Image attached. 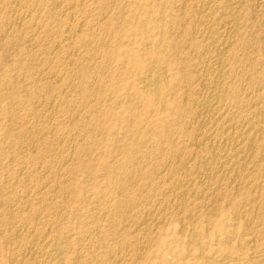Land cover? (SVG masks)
I'll return each instance as SVG.
<instances>
[{
  "label": "rangeland",
  "instance_id": "1",
  "mask_svg": "<svg viewBox=\"0 0 264 264\" xmlns=\"http://www.w3.org/2000/svg\"><path fill=\"white\" fill-rule=\"evenodd\" d=\"M6 1L7 2H5V0H0V2H1L0 5L1 4L4 5L3 6L4 8L2 6H0V12L2 11L1 12L2 14L0 15V29H2V30H0V41L4 40V42H0V49H1L0 50V105H1L0 106V195H1L0 196V215H1L0 216V234H1L0 235V264H10V263L11 264H30V263L35 264L36 261L39 264V257H38L37 252L35 254L33 251L23 250V249H25L26 246L29 245L28 239L29 238L31 239L32 236L35 237L36 234L37 235L39 234L38 236L36 235V237L40 238V239L37 238V241L39 242V243H37L38 246H41L45 240L50 241V239H51L52 242H54L55 238L58 239L57 241L60 240L62 242V244L69 245L68 247L71 248V249L69 248L70 253H69L68 257L65 259V262L60 263V264H73V263L74 264H77V263L78 264H87V263L88 264H103V263L104 264H191L192 261H194V259L196 258L195 257V248H193V247H195L194 244L197 241L200 242V243L197 242L198 243L197 246L198 247L200 246V248L202 250H204L205 254L213 255V256L216 254V251H218L219 249H222V248H226L227 246H232V247H234L235 250L240 249L245 253L246 252L249 253V252L254 251L255 249H259V248L264 249V238H263L264 237V193H263L264 192V176H261V177L256 176L257 175L256 170L253 169V167H251L253 162H250L253 157H255L254 159L257 160L258 157L262 158L264 156V149H263L264 148V129L262 130V133L261 132L253 133L252 135L255 136V137L253 136L254 141L251 140V142H249V143L248 142L246 143V141H248V140L245 139L246 135L244 133L245 129H246V127H245L246 122L245 121H246L247 117H250L252 115L251 113H253L255 110H257V108L262 103H264V93H263L264 92V55H263L261 47L257 44L258 24H259L258 21L260 20V18L258 16L257 11L253 12V10L255 9L254 8L255 7V3H254L255 1L254 0H252V1L246 0V3H248V4L251 3V4L248 5L245 3V5H244V11H243L242 15H244L245 17L242 16V18H241L242 24H244V25L241 24V26H240L241 28L238 30V32L235 36L236 38L234 37V39H233L232 43H234V44H231V46L229 47V50L232 49V51L228 50V53L226 54V59H227V63H228V71H229V76L227 77L228 78V80H227L228 85L227 86L230 87V88H228L229 90L227 92V100H226L227 102L226 103H227V106L229 105L228 108H229L230 114L232 116H235V118L233 117L234 125H236V124L237 125L236 126L233 125V128L231 129V134H232V132H234V140H232L234 142L232 144L225 145V147L222 146L219 149L220 151L218 150V154H220L221 157H222V155L230 156V154L237 155V156L239 155V156L238 157L234 156L233 159L235 160V163L232 160V162H227V164L223 166L222 170L223 171L225 170V172H223L224 175L222 173V174H219V176H217V177L211 176V178L205 177V175L203 173L205 171L202 170V168H200V170H199L200 161L197 162L198 159L195 158L196 154L197 155H201L202 153L204 154V152H206L208 150V148H210V145L212 146V144L210 142L212 141V143H213V139L215 137H217V136H215V137L210 136V137H208V138L206 137V139H204L205 137H203L201 135L197 136L203 130H205L210 124L209 123L206 126H201L202 128L199 127V124H197V123H199V121L201 119V118L198 119V114L200 111L199 103L202 101L203 95H204L203 91L204 90L206 91V87H207V91L209 93H211L210 91H211L212 87H210V86H212L213 84L211 85L210 82H212V81L214 82V80H216L217 75H218L217 66L215 65V58H210L209 56H207V54H206L207 52H205V51H207V48L209 47L207 45H210V39L208 38V35H209V30L211 27L214 30L218 29L219 30L218 32L227 34V33H231V31H230L231 26L229 23L225 24V22H221L222 20H218L217 18L214 21H211V23H207L205 21L203 22L201 19L197 20V17L199 15L197 12L201 10V8H202L201 6H203L204 3L207 2L206 0L205 1L204 0H196V1L195 0H192V1L187 0L188 3H186V0H169V1H167V0H143V1L142 0H136V1L130 0V2H129V0H126V1L125 0H122V1L118 0L119 2L117 0H111V1L110 0H98V1L95 0V2H93L94 0H89L90 2H88V0H81L82 4H81V2H79L80 0L79 1L75 0V2H77V1L79 2L78 4L75 3L74 0H61V1L59 0V2H58V0H56L57 2L55 0H47L46 2H45V0H39V4H38V2H36L37 0L36 1H34V0H27V1L21 0L24 4L21 3V1H19V0H6ZM16 1L19 4H17ZM32 1H34V2L32 3ZM41 1L44 2L45 4L42 3ZM114 1L117 3V5L114 3ZM189 1H191L192 3H189ZM193 1H194V4H193ZM220 1L221 2H219V0H218V5H219V7H221V6L222 7L219 8V10L216 14H222L223 10L225 9V8H223V6L226 3H228L229 0H220ZM12 2L16 5H14ZM28 2H30V3H28ZM73 2L75 3V5H73V7H72L71 4H73ZM85 2H87L89 4H86ZM96 2H97V4H96ZM120 2H122V3H120ZM159 2H160V4H159ZM252 2L254 4H252ZM58 3H59V7H58ZM64 3H66V4L64 5ZM108 3H111L112 5L111 4L108 5ZM127 3H129L130 5H128ZM8 4H10V5L8 6ZM79 4H81V6ZM119 4H120V6H119ZM187 4L188 5L190 4L189 5L190 9H188ZM191 4H193V6ZM195 4H197L196 5L197 7L195 6ZM27 5H29V6H27ZM35 5L37 8L35 7ZM82 5H83V8H81ZM96 5H99V6L96 7ZM100 5H101V7H100ZM107 5H108V8H107ZM14 6L16 8V13L14 12V10H15ZM18 6H20V7H18ZM21 6H22V8L23 7L24 8L22 10H19V8H21ZM66 6H68L67 7L68 10H65ZM79 6H80V8H79ZM84 6L86 8H84ZM184 6H186L187 8ZM8 7H9V10H7ZM53 7H55V9ZM89 7L91 8V10ZM193 7L195 10L197 8V11H195L193 9ZM1 8H2V10H1ZM57 8H58V10L60 8V10L58 11ZM93 8H94V10L95 9L97 10V11L95 10L96 13H94L92 11ZM105 8H107V9H105ZM25 9L28 10L29 12L26 11ZM35 9H37V10H35ZM38 9L41 12H39ZM49 9H50V11H49ZM71 9H73V10H71ZM77 9H79V10H77ZM87 9H88V11H87ZM108 9H109V11H108ZM183 9L184 10L186 9V10L184 11ZM245 9H246V11L247 10L248 11L245 12ZM249 9H251V10H249ZM30 10L35 11V12H31ZM74 10L77 14L74 12ZM81 10H83V11H81ZM193 10H194V13H193ZM10 11L11 12L13 11V12L9 13ZM53 11H55V14H52ZM122 11L125 13H123ZM140 11H141V13H140ZM191 11H192V14H190ZM249 11H251V12H249ZM18 12H22V13L18 14ZM24 12H26V13H24ZM37 12H39V13H37ZM56 12H59L57 14L58 15L60 14V15L58 16L56 14ZM62 12H64L65 17H64V14ZM104 12H106V13H104ZM163 12H165V13H163ZM13 13L16 17L13 15ZM72 13H74V15H72ZM82 13L84 14V16L80 15ZM108 13H110V14H108ZM184 13H185V15H184ZM244 13H246V15ZM250 13L253 15H251ZM17 14H18V16H17ZM31 14L35 17H33ZM48 14L50 16H48ZM89 14L91 15L90 17H88ZM114 14H115V16H114ZM123 14H124V17H123ZM186 14H188V15H186ZM23 15H24V17H23ZM25 15L27 16L26 18H25ZM28 15H30L31 18ZM102 15H104V16L102 17ZM105 15H107V17ZM250 15L252 16V19H251ZM255 15L257 17H255ZM5 16L7 17V21L10 19V21L8 23H5V22H7V21H5L6 20ZM9 16H11V17L9 18ZM12 16H14L15 19L12 18ZM37 16H39V18ZM47 16L50 18H48ZM71 16L73 17V19ZM100 16H101V18H100ZM17 17H18V19H17ZM79 17H80V20H79ZM91 17H92V19H91ZM188 17H190V18H188ZM21 18H23V20ZM42 18L44 21L40 20ZM58 18H59V20H58ZM68 18L70 20H67ZM102 18H104L103 20H105L104 21L105 24L103 23V20H101ZM116 18H119V19H116ZM184 18H185V20H184ZM30 19H32V20H30ZM85 19H88V20H85ZM161 19H162V21H161ZM180 19H181L182 23L180 22ZM188 19H189V21H188ZM244 19H246V20H244ZM14 20L17 21L18 25H16V22ZM21 20H22V22L20 23ZM35 20H36V22H35ZM60 20H62V22ZM72 20H73V22L75 21L74 23L78 24L79 26L75 25V24H74L75 25L74 26L72 24L73 22H71ZM78 20L80 22H77ZM107 20L108 21L113 20V23L115 25L114 24L112 25V27L114 26L112 29H110L111 26L106 25V22H108ZM30 21H31V23H30ZM64 21H66L70 27ZM83 21H86V22L83 23ZM91 21L94 24H92ZM42 22H43V24H42ZM47 22L49 25L47 24ZM51 22L53 25L50 24ZM95 22L96 23L98 22L97 23L98 25L95 24ZM32 23L34 25H31ZM45 23L47 24V26ZM64 23H66L67 26ZM85 23H86V25H89V26L84 25ZM187 23H189V24L187 25ZM194 23L199 24V25L201 24V26L197 25L198 26L197 28L199 30L195 27L196 24H194ZM14 24L16 26H14ZM35 24H37V25H35ZM54 24H55V26H54ZM99 24H100V26H99ZM131 24L133 26V29L130 31L131 33L129 35H125L124 34L125 30H126L125 27L127 25H131ZM192 24L195 25L194 26L195 37H193V38H194L196 47H195V45L194 46L191 45V43L188 41L189 40L188 38L185 39L187 28H189L190 27L189 25H192ZM11 25H13V26H11ZM40 25H42L43 27ZM50 25H52V28ZM178 25L180 26V28ZM181 25H183V27ZM251 25H253V26H251ZM76 26H78L79 28H77ZM81 26H83L85 28H83ZM10 27H13L14 29L10 28ZM34 27L37 29L34 30L35 29ZM58 27H60V28H58ZM96 27H98V29H95ZM102 27L103 28L105 27V28L103 29ZM107 27H109V28H107ZM31 28H33V30ZM43 28H45V29H43ZM57 28L59 30H57ZM80 28L82 29L81 31H79L80 33L78 31L75 32L76 30H80ZM92 28H93V30H92ZM5 29H7V30H5ZM11 29H13V30H11ZM71 29L73 32L71 31ZM94 29L96 32L94 31ZM177 29H178V31H177ZM30 30H32V31H30ZM51 30H53L55 32L53 33V31H51ZM90 30H91V32H90ZM105 30H107V31H105ZM110 30H112V31H110ZM228 30H229V32H228ZM2 31L3 32L5 31V32L3 33ZM10 31H12L13 34ZM13 31H15V32H13ZM35 31H38V32H35ZM168 31L170 32V34ZM179 31H181L182 34ZM207 31H208V34H207ZM19 32H22V33H19ZM62 32L63 33L65 32L64 35L67 33V35H65V37H64L65 39L64 38L61 39L62 36H64ZM70 32H72V33H70ZM74 32L78 36H76V34L73 35ZM58 33H59V36L57 35ZM93 33H95V34H93ZM107 33H108V35H107ZM196 33H197V35H196ZM3 34L6 35L5 36L6 39L4 38ZM21 34H23V35H21ZM53 34L57 35L58 37L57 36H55L56 38L53 37ZM82 34H83V36H82ZM111 34L113 35L112 36L113 38L111 37ZM49 35H50V37H49ZM69 35H70V37H69ZM92 35H94V38L92 37ZM98 35H101V36H98ZM102 35H103V37H102ZM115 35H116V37H115ZM9 36H10V38H9ZM79 36L81 38H79ZM12 37H14L15 39L16 38H18V39L14 40V38H13V40H9ZM59 37H61V38L59 39ZM82 37H84L83 38L84 40H87L86 38H90V39H88V41L85 42L82 39ZM91 37H92V39H91ZM110 37H111V39H108ZM196 37H197V39H196ZM7 38H9V39H7ZM52 38H53V40H52ZM76 38L77 39L79 38V39L76 40ZM99 38L102 40H99ZM105 38H106V43H105ZM45 39H46V41H45ZM48 39L49 40L51 39V40L49 41ZM56 39H58V40H56ZM70 39L73 40L74 42L70 41ZM93 39H94V41H93ZM8 40H9V42H8ZM62 40H63V42H62ZM89 40H90V43L92 42V44L89 43ZM97 40L101 42V43L98 42L99 46H97V44H96ZM250 40H251V42H250ZM13 41H15V42H13ZM52 41H53V43L56 41L54 43V44H56L55 46L52 43ZM78 41H80L81 44L77 43ZM183 41L185 43H186V41H188L186 44L190 45V50L192 51V55L188 54V53H191V51L188 50L189 46H186L185 43H182ZM48 42H50V43H48ZM57 42H58V45H57ZM59 43L60 44L62 43L61 45H63L64 47L61 46ZM69 43H71V44H69ZM103 43H104V46H102ZM173 43L178 44V47L173 48L172 47ZM196 43L199 45L197 46ZM10 44H11V46H10ZM50 44H51V46H50ZM72 44H74V45L76 44L78 46H76V48H75V46H72ZM88 44L91 46H89ZM65 45H67L70 48H68L67 46L65 47ZM82 45L87 46L89 49L87 47L82 48ZM93 45L97 46V48L98 49L100 48V49L97 50L96 47H94ZM100 45H101V47H100ZM80 46H81V49H80ZM179 46L181 47V50H180ZM49 47L50 48L52 47V48L50 49ZM90 47L91 48L94 47V48H92V50H91ZM185 47H186V50H185ZM58 48L60 49V51ZM65 48H68V49H65ZM78 48H79V50H76ZM85 48H87L88 50ZM178 48H179V50H178ZM233 48H236L235 51ZM47 50L50 52L53 51V53H49ZM86 50H87V52H85ZM249 50H250V52H249ZM38 51H40V52H38ZM66 51L71 52L72 55H70L71 53L68 54ZM76 51H78L80 53L78 54V52L76 53ZM92 51L94 52V54ZM95 51L97 53H95ZM98 51H101V52H99L100 53L99 55L101 57L96 55V54H98ZM8 52H9V54H8ZM86 53H88V54L86 55ZM131 53H133L136 56V59L147 60L149 58L150 59L154 58L155 63L157 61L156 64L157 65L159 64L158 66H160L163 71H166V72H164V76H165V82L166 81L168 82V91H167V96H166L167 99L165 102L166 106L164 105V107L161 109L162 111L161 110L160 111L154 110V109L150 108L149 106H147V103H145L146 101L143 98H141L140 95H138L139 93H138V89L136 86V79L139 76V74H141V72L139 73L140 70L135 69L131 65V60L133 59ZM73 54H75V56ZM80 54H81V56H80ZM82 54H83V56H82ZM229 54L231 55L230 57H229ZM59 55H61V57ZM88 55H90V57ZM195 55H196V57H195ZM43 56H45L46 58L44 57L45 58L44 59ZM57 56H59V57H57ZM62 56H64L65 59ZM68 56H71V57L67 59ZM78 56H79V58H78ZM85 56H86V58H85ZM87 56L89 57L88 59H87ZM93 56L95 58L92 59ZM73 57H76V59ZM83 57H84V59H83ZM98 57H100V58H98ZM191 57H192V59H191ZM229 58H231V59H229ZM32 59H33V61H32ZM39 59H40V61H39ZM53 59H55V60H53ZM82 59H83V61L85 60L84 62H86L87 65L85 64V66H84V62L82 61ZM72 60H73V62H71ZM75 60H76V62H75ZM94 60H96V61H94ZM48 61H50V63ZM56 61H57V63H56ZM93 61H94V63H97V62L98 63L102 62V63L95 65L93 63ZM189 61H190V63H189ZM73 63L75 64L74 66H77L76 67L77 69L73 66ZM91 63H93V64L91 65ZM186 63H188L189 65L188 64L186 65ZM81 64L85 69L82 68ZM5 65H6V67H5ZM48 65H49V67H48ZM66 65H70V66L67 67ZM88 65H89V69L87 67ZM109 65H111V66H109ZM31 66H32V68H31ZM50 66H52V67H50ZM90 66H91V69H90ZM102 66H104V67H102ZM106 66H108V67H106ZM165 66H166V68H164ZM191 66H193V67H191ZM72 67H74L73 68L74 72H73ZM208 67H210L209 68L210 70L208 71V74L205 76L204 75L205 74L204 68L206 69ZM96 68H97V72H96ZM103 68H104V72L102 70ZM185 68H187V69H185ZM190 68H191V70H190ZM56 69L57 70L59 69L58 71L59 72L62 71L63 73L62 72L59 73ZM75 69L78 71L76 72ZM94 69H95V71H94ZM51 70H52V72H51ZM19 71H20V73H19ZM65 71H67V72H65ZM106 71H107V73H105ZM202 71H204V72H202ZM21 73H22V75H21ZM56 73L57 74L59 73V74L56 75ZM94 73L96 75H94ZM61 74L64 76H62ZM84 74H85L86 78L84 77ZM47 75H49V76H47ZM67 75L71 76L70 80H69V77H65ZM25 76L26 77L28 76V77L26 78ZM74 76H76V77H74ZM187 76H190V77H187ZM203 76L205 78L208 77V79H206V81H205ZM21 77H23V78H21ZM50 77H52V79H50ZM73 77H74V80H73ZM55 78L60 79L61 81L60 80L56 81ZM66 78H68V79H66ZM92 78H94V79H92ZM191 78H192V81H191ZM197 78H199V79H197ZM86 79H87L88 83L86 82ZM22 80L25 82H22ZM67 80H69L70 83L72 82V84H70ZM71 80H73V81H71ZM82 81H84V82H82ZM61 82H62V84H61ZM64 82H66V83L64 84ZM77 82H78V84H76ZM206 82H207V84H206ZM208 82L210 85L208 84ZM25 83H26V85H24ZM57 83L59 85H57ZM68 84H70V87ZM54 85L56 86V89L54 88V90H52ZM62 85H63V88H62ZM75 85H78V86H75ZM29 86H31V87H29ZM82 86L84 88H82ZM48 87H50V88H48ZM66 87H67V89H65ZM76 87H79V88H76ZM203 87H204V89H201ZM43 88L46 90L49 89L50 91L49 90L44 91ZM85 88H88L87 91H84ZM73 89H75V91ZM59 90H60V94L58 92ZM71 90H72V92H71ZM100 90H102V92ZM201 90H203V91H201ZM34 91H35V93H34ZM42 91H43V93H42ZM12 92L16 93V95H15L16 97L13 99L10 97ZM48 92L50 94H52L53 97L50 96V94ZM54 92L55 93L57 92V93L55 94ZM110 92H112V93H110ZM235 92L236 93L238 92L237 93L238 96L235 97L237 99L233 98V96H232ZM62 93L65 95L62 96ZM104 93H105V95H104ZM39 94H40V96H38ZM56 95H58V96H56ZM89 95H90V97H87ZM254 95H256V96L254 97ZM42 96H43V98H42ZM102 96H104V97H102ZM57 97H58V99H57ZM79 97L80 98L82 97V98L80 99ZM84 97H86V98H84ZM176 97H178V98H176ZM184 97L189 102L186 100L184 101V99H185ZM35 98H37V99H35ZM89 98H91V99L89 100ZM95 98H97V99H95ZM228 98L229 99L232 98V100H228ZM72 99L74 100V102ZM83 99H85V100H83ZM87 99L89 100V102ZM58 100H60V101H58ZM92 100H93V102H92ZM237 100H238V102H237ZM232 101H234V102H232ZM245 101H247L248 103ZM57 102H60V103L57 104ZM175 102L178 104L179 107H176L174 105ZM34 103L36 104V106ZM68 103H70V104H68ZM72 103H73V105H72ZM90 103H92V104H90ZM94 103L95 104L97 103V105H95ZM195 103H196V105H195ZM20 104H22V105H20ZM48 105H50L51 108ZM75 105H77V106H75ZM128 105H131L133 107V114L134 115H140L141 114V115L145 116V119L143 121L144 124H142V131L146 137L145 136H144V138L143 137L142 138L137 137V140H136V137H135L136 135L133 134V132L131 131V128L129 127L133 123L134 117L133 116L128 117L126 115V110L128 109L127 108ZM240 105L244 106V107L240 108ZM77 107H79V108H77ZM193 107H195V108H193ZM245 107H246V109H245ZM64 108H65V111H62ZM85 108L87 110L88 109L89 110L87 111ZM254 108H256V109H254ZM49 109L51 110V112ZM31 110H33V111H31ZM71 110L73 111V113ZM76 110L79 112H77ZM164 110H165V112H164ZM44 112H46V113L44 114ZM180 112H181V114H180ZM248 112H250V113H248ZM22 113H23V115H22ZM150 113H151V115L149 118ZM61 114H62V116H61ZM67 114H70L69 116L71 118L68 117ZM90 114H91V116H90ZM163 114H164V116H163ZM192 114L194 117L192 116ZM26 115H28V117H25ZM42 115H43V117H42ZM63 115H65V116H63ZM87 115H89V116H87ZM92 115L95 117H93ZM246 115H249V116L246 117ZM36 116H38V117H36ZM78 117H80V118H78ZM242 117H244V118H242ZM40 118H41V120H40ZM44 118H45V120H44ZM67 118H69V119H67ZM72 118L76 119V120H72ZM87 118H89V119L87 120ZM146 118L147 119L149 118V119L147 120ZM159 118H163L162 121H160ZM259 118L261 119L259 125L262 126L264 124V120H263L264 116L261 115ZM27 119H29V120H27ZM46 119H47V121H46ZM55 120H57V121H55ZM61 120H62V122H61ZM157 120H159V121H157ZM163 120H165V121H163ZM197 120H198V122H197ZM235 120H236V122H235ZM27 121L29 122V126H28ZM23 122H25V123H23ZM44 122H45L46 126H45ZM54 122H55V124H54ZM193 122L194 123L196 122L195 123L196 125ZM33 123L35 126H33ZM16 124L19 126H17ZM23 124H24V126L22 127ZM49 124H50V126L48 129ZM65 124H67L69 126V128ZM77 124H80L81 126L78 125L79 126L78 127ZM145 124H146V126H144ZM37 125H39V128ZM158 125L167 127V131L169 132L168 134H170V136H171L170 137L168 135V137H170L169 139L160 138L156 134V132H155L156 128L155 127H158ZM52 126H54V127H52ZM99 126H101V127H99ZM213 126H216V125H213ZM17 127H19V129ZM40 127L42 129H40ZM216 127H219V128L221 127L220 129H223V127L220 124H219V126H216ZM235 127H237V128H235ZM262 127H264V125ZM31 128H33V129H31ZM82 128H84V129H82ZM26 129L27 130L29 129L28 130L29 132ZM43 129L45 130V132ZM110 130H111V132H110ZM16 131H19V132H16ZM24 131H26L27 133L26 132L24 133ZM39 131L41 133H39ZM61 131H63V132L65 131V132L62 133ZM34 132H36V133L31 134ZM51 132H53V133H51ZM28 133L31 135H29ZM37 133H39V134H37ZM45 133H46V136H45ZM228 133H229V130H228ZM240 133H241V135H240ZM50 134H52V136ZM53 135H55V137ZM26 136L29 137V139H27ZM60 136L61 137L63 136L62 139ZM242 136H244V139ZM256 136H258V137H256ZM260 136H261V138H260ZM52 137H54V139H52ZM191 137L193 138V140ZM46 138H48V139H46ZM64 138H65V140H64ZM30 139L32 140V142ZM182 139H184V140H182ZM13 140H14V142H13ZM134 140L136 141L135 144H134V142H135ZM241 140H243V141H241ZM110 141H111V143H110ZM168 141H170V142H168ZM46 142H47V144H45ZM49 142H51V143H49ZM24 143H26V144H24ZM55 143H57V144L55 145ZM200 143H201V145H200ZM59 144H60V146H59ZM248 144H249V146L251 145L250 148H249ZM202 145H204L205 148ZM244 145H246V146H244ZM21 147H23V148L20 149ZM50 147H52V148H50ZM60 147L62 149H58ZM206 147H208V148H206ZM177 148H183L184 153H185V154L183 153V156L185 155L183 157V159L188 162L187 163L188 168H186L184 171H181L179 174L183 178L182 180L184 182L187 181L184 188L186 190L188 188H191L193 190H200L206 196V197H204V199L202 198L201 199L202 202H200L199 200H196L194 198V194L189 195L188 192L185 193L186 205H188V207H189L188 210L190 211V213L192 212V215H193V216L191 215L192 218H190V222L185 217V212L182 210L181 206H179V207L176 206L177 203H175V202H178V200H177V198H175V196H173V195H175L173 193V191L169 190L168 181H166L168 178L167 174H169V172L167 171L168 170L167 166H165L164 163H160V161H161L160 155L163 152L169 153V151L171 152V150H174ZM23 149L26 152L24 151V153H23ZM53 149L55 150L54 154H56V155L53 154V151H54ZM16 150H18V151H16ZM47 150L49 151L50 154L48 153ZM51 150H52V152H51ZM190 150L191 151L194 150L195 154L193 153V151L191 152ZM246 150H247V152H246ZM34 151H35V153H34ZM111 151H113V152H111ZM157 151H159V152H157ZM243 151H245V152H243ZM15 152L17 154H15ZM44 152H46V155ZM245 153H247V154H245ZM23 154H24V156H23ZM64 154H65V156H64ZM192 154H194V155H192ZM248 156H250V157H248ZM243 157H245V158H243ZM48 158H51L50 161H52V165H51V162L49 161ZM148 158H150V159H148ZM187 158H189V159H187ZM13 159H14V161H13ZM64 159L65 160L67 159V161H65ZM127 159L129 160V163L127 162ZM236 159H237V161H236ZM23 160H24V163H23ZM247 160H249V161H247ZM13 162H14V164H13ZM55 163H57V164H55ZM64 163H65V165H64ZM241 163H243V164H241ZM47 164H49L50 166L48 165V167H47ZM125 164L127 167L124 166ZM13 165H15V166H13ZM231 165L233 168L231 167ZM17 166H18V168H17ZM243 166H245V167L242 168ZM12 167H15V168H12ZM62 167L64 169H66V168L67 169L64 170V169H62ZM68 167H70L71 169ZM224 167H225V169H224ZM250 167H251V169H249ZM50 169H51V171H50ZM80 169H82V170H80ZM156 169H157V171H156ZM53 170H54V172H53ZM163 170H165V171H163ZM46 171H48V172H46ZM58 171H59V173H58ZM189 171L191 173H189ZM30 172H31V174H30ZM121 172H123V173H121ZM48 173H49V175H48ZM155 173L158 175V177ZM164 173H165V175H164ZM196 173H198V174H196ZM53 174H54V177H53ZM57 174H59V176ZM107 174L109 176H107ZM117 174L121 175L120 179H119V175L117 176ZM151 174H152V176H151ZM185 174H186V176H184ZM50 175H52L53 179H51V177H49ZM55 175H57V176H55ZM60 175L63 176V178H64V176H66L64 178L65 180L63 179V181H62V177L60 178ZM101 175H103V177ZM200 175H203V176H200ZM67 176H68V178H67ZM129 176H131V178ZM187 176L189 177L188 180L185 179V178H187ZM101 177L103 179H101ZM13 178H14V180H13ZM41 178H42V180H41ZM231 178H234V179H231ZM69 180H70V182H69ZM148 180H150V181H148ZM194 180L196 182H194ZM200 180H203V181H200ZM10 181L16 182V183L13 184L12 182L10 183ZM40 181H43V182L41 183ZM84 181H86V182H84ZM208 181L211 182V185ZM136 182H138V184ZM148 182H150V183H148ZM29 183H30V185L32 183L31 187H30ZM56 183H58V184H56ZM117 183H118V186H117ZM158 183H159V186H157ZM46 184H48V185H46ZM148 184H149V186H148ZM130 185H131V187H130ZM44 186H45V188H44ZM34 187H35V189H34ZM69 187H70V189H69ZM195 187H197V188H195ZM58 188H61L62 190L58 189ZM198 188H200V189H198ZM1 189H2V191H1ZM55 189H58L57 190L58 193L55 191ZM154 189H156V190H154ZM5 190H6V192H5ZM146 190H147V193H146ZM166 190L169 191L167 193V195H165ZM159 191H160V193H159ZM253 191H254V193H253ZM40 192H41V194H40ZM50 192H51V194H50ZM60 192H62V193H60ZM120 192H122V193H120ZM150 192L153 194H151ZM47 193L49 195H46ZM205 193H207L208 195H206ZM258 193H259V195H258ZM237 194H239V195H237ZM55 195H57V196H55ZM65 195H67V196H65ZM45 198H47V199H45ZM253 198H254V200H253ZM40 199H42V200H40ZM38 200L41 202L39 203ZM50 201H52V202H50ZM109 201H110V203H109ZM203 201H204V203H203ZM4 202H6V203H4ZM33 202H34V205H33ZM192 203H193V205H192ZM10 204H11V206H10ZM17 204H18V206H17ZM8 205H9V207H8ZM14 205L16 208L13 207ZM40 205H41V207H40ZM45 205L47 206L48 209L45 207ZM165 205H166V207H165ZM43 207H45V208H43ZM107 207H108V210H107ZM17 208H19V209L17 210ZM31 209H32V211H31ZM14 210H16V211H14ZM45 210L46 211L48 210V211L46 212ZM49 210H52V211H49ZM13 211L16 214H14ZM37 212H39V213H37ZM12 214H13V216H12ZM20 214H22V215H20ZM39 214L41 216L38 217L37 215H39ZM60 214H61V216H60ZM149 214H151L153 216L151 221L146 220V218H147L146 216H148ZM261 214H262V216H261ZM42 216H44V219ZM46 216H48L49 220L47 219ZM59 216H60V219L58 218ZM64 217H65V219H64ZM94 217H95V219H94ZM19 218H20V220H19ZM22 218H24V219L26 218L27 220L29 218V220H28L29 223H28L27 228H26V226L22 227V225H21V219ZM36 219H38L37 220L38 223L35 221ZM191 219H193L194 221L193 220L191 221ZM45 220H46V222H45ZM39 221H40V223H39ZM144 221L145 222L147 221V222L143 223ZM9 223H12L13 225H11ZM32 223H33V225H32ZM45 223H48V224L46 225ZM62 223H63V225H62ZM141 223H142V225H141ZM52 224H53V226H52ZM146 224H148V226ZM42 225H44V226H42ZM58 225H59V227H58ZM12 226L13 227L15 226V227L13 228ZM41 226L43 229L41 228ZM97 227H98V229H97ZM147 227H149V228L147 229ZM49 228H51L50 229L51 231L49 230ZM191 228H192V230H191ZM17 229L21 230V231H17ZM30 230L33 233H31ZM97 230H98V232H97ZM118 230H119V232H118ZM34 231H35V233H34ZM45 231L48 233H46ZM12 232H13V234H12ZM100 232H101V234H100ZM192 232H194V233H192ZM20 233H22L23 236ZM87 233H89V234H87ZM97 233H99V234H97ZM16 234L17 235L19 234V235L17 236ZM44 234L46 236H44ZM30 235H32V236H30ZM66 235H67V237H66ZM86 236H87V238L85 239L84 237H86ZM168 236L171 238H169ZM194 236H195V238H194ZM196 236H197V239H196ZM21 237H24V238H21ZM42 237H44L45 240ZM56 239H55V241H56ZM66 239H68V240H66ZM84 239H85V242H84ZM96 239L97 240L99 239V241H96ZM89 240H91V241H89ZM124 241H126V242H124ZM79 242L82 244V246H79V244H80ZM244 242H246V243H244ZM83 245H84V247H83ZM85 245H87V246H85ZM136 246H138L139 249ZM122 247H124V248H122ZM114 248H116V249H114ZM91 249H93V250H91ZM142 249H143V252H142ZM79 251H80V253H79ZM28 252H30L32 255L31 254L28 255ZM88 252H90V253H88ZM24 253H25V255L26 254L27 255L23 256ZM80 255H81V257H80ZM15 256H17V258ZM107 258H108V260H107ZM114 260H115V262H114ZM37 262H36V264H37ZM239 264H243V263H239ZM244 264H264V259L256 260V261H249V262H246Z\"/></svg>",
  "mask_w": 264,
  "mask_h": 264
},
{
  "label": "bare ground",
  "instance_id": "2",
  "mask_svg": "<svg viewBox=\"0 0 264 264\" xmlns=\"http://www.w3.org/2000/svg\"><path fill=\"white\" fill-rule=\"evenodd\" d=\"M19 1H21V0H19ZM27 1V0H26ZM34 1H36V0H34ZM34 1H32V3L34 2ZM47 0H45V2H46ZM56 1V0H55ZM61 1V0H60ZM79 1V0H78ZM75 2V0H74V2L75 3H79V2H81V4H82V1L80 0L79 2ZM98 1V0H97ZM111 1V0H110ZM109 1V2H110ZM118 1V0H117ZM122 1V0H121ZM126 1V0H125ZM124 1V2H125ZM136 1V0H135ZM143 1V0H142ZM167 1H169V0H167ZM192 1V0H191ZM191 1H189V3H192ZM196 1V0H195ZM205 1V0H204ZM207 2L206 3H204V5L203 6H201L202 8H201V10L200 11H198L197 13L199 14L198 15V17H197V20L198 19H201L203 22L205 21V22H207V23H211V21H214L216 18L218 19V20H222L221 22H225V24L226 23H229L230 24V26H231V29H230V31H231V33H227V34H224V33H221V32H218L219 30L217 29H212V27L210 28V30H209V35H208V38L210 39V45H207V46H209L208 48H207V51H205V52H207L206 54H207V56H209L210 58H215V65L217 66V73H218V75H217V78H216V80H214V82L212 81V82H210V84L212 85V86H210V87H212V89H211V93H209L208 91H207V87H206V91L204 92L203 90H201V91H203V93H204V95H203V99H202V101L199 103V108H200V111H199V114H198V119H200V121H199V123H197V124H199V127H201V126H206L207 124H209V126L205 129V130H203L199 135H197V136H203V137H205L204 139H206V137L208 138V137H215V136H217V137H215L214 139H213V143H212V141L210 142L211 144H212V146L210 145V148H208V147H206V148H208V150L206 151V152H204V154L202 153L201 155H195V158H197L198 159V161L197 162H199L200 161V166H199V170H200V168H202V170H204L205 172H203L204 173V175H205V177L207 178H211V176H219V174H222L223 172H225V170L223 171L222 170V168H223V166L224 165H226L227 164V162H232V160L234 161V163H235V160L233 159L234 158V156H237V155H232V154H230V156H227V155H222V157L220 156V154H218V150L223 146V147H225V145H229V144H232L234 141H232V140H234V132H232V134H231V129L233 128V125H234V122H233V117L235 118V116H232L231 114H230V111H229V108H228V106H227V92H228V88H230V87H228L227 85H228V83H227V80H228V76H229V71H228V63H227V59H226V54L228 53V50H229V47L231 46V44H234V43H232L233 42V39H234V37L236 36V34H237V32H238V30L241 28L240 26H241V24H242V16L243 17H245L244 15H242L243 14V11H244V5H245V3H246V0H229L228 1V3H226L224 6H223V8H225L224 10H223V12H222V14H216L217 12H218V10H219V8H221V7H219V5H218V0H206ZM248 1V0H247ZM250 1H252V0H250ZM255 2V9L253 10V12L255 11H257V13H258V16H259V18H260V20L258 21L259 22V24H258V37H257V44L261 47V49H262V52H263V55H264V0H254ZM5 2H7L6 0H5ZM4 2V3H5ZM14 2V1H13ZM12 2V3H13ZM17 2V1H16ZM31 2V1H30ZM30 2H28V3H30ZM36 2H38V4H39V0H37ZM42 2V1H41ZM51 2V1H50ZM57 2V1H56ZM58 2H59V0H58ZM65 2V1H64ZM67 2V1H66ZM73 2V4H71L72 5V7H73V5H75V3ZM88 2H90L89 0H88ZM92 2V1H91ZM93 2H95V0L93 1ZM105 2V1H104ZM113 2V1H112ZM119 2V1H118ZM129 2H130V0H129ZM132 2V1H131ZM203 2V1H202ZM219 2H221L220 0H219ZM1 3V2H0ZM3 3V2H2ZM10 3V2H9ZM11 3V4H12ZM15 3V2H14ZM13 3V4H14ZM21 3H23L22 1H21ZM27 3V4H28ZM31 3V4H32ZM42 3H44V2H42ZM62 3V2H61ZM69 3V2H68ZM86 4H89V3H87V2H85ZM102 3V2H101ZM100 3V4H101ZM114 3L117 5V3L114 1ZM120 3H122V2H120ZM151 3V2H150ZM168 3V2H167ZM170 3V2H169ZM186 3H188L187 2V0H186ZM253 2H252V4H254ZM17 4H19L18 2H17ZM24 4V3H23ZM45 4V3H44ZM66 3H64V5H65ZM81 4H79L80 6H81ZM93 4V3H92ZM96 4H97V2H96ZM109 4H111V3H108V5ZM124 4V3H123ZM128 5H130L129 3H127ZM126 4V5H127ZM132 4V3H131ZM159 4H160V2H159ZM193 4H194V1H193ZM193 4H191L192 6H193ZM246 4H248V3H246ZM251 4V3H250ZM250 4H248V5H250ZM10 4H8V6H9ZM14 5H16V4H14ZM47 5V4H46ZM63 5V6H64ZM70 5V4H69ZM95 5V4H94ZM105 5V4H104ZM108 5H107V8H108ZM112 5V4H111ZM122 5V4H121ZM133 5V4H132ZM153 5V4H152ZM188 5V4H187ZM190 5V4H189ZM188 5V9H190L189 6ZM197 4H195V6H196ZM223 5V4H222ZM0 6H4L3 4H1ZM12 6V5H11ZM27 6H29V5H27ZM39 6V5H38ZM42 6V5H41ZM49 6V5H48ZM80 6H79V8H80ZM86 6V5H85ZM84 6V8H86ZM97 6H99V5H96V7ZM119 6H120V4H119ZM18 7H20V6H18ZM35 7H36V5H35ZM56 7V6H55ZM55 7H53L54 9H55ZM58 7H59V3H58ZM68 6H66V9L65 10H68V8H67ZM76 7V6H75ZM74 7V8H75ZM93 7V6H92ZM100 7H101V5H100ZM106 7V6H105ZM110 7V6H109ZM117 7V6H116ZM123 7V6H122ZM126 7V6H125ZM128 7V6H127ZM132 7V6H131ZM182 7V6H181ZM184 7H186V6H184ZM197 7V6H196ZM195 7V8H196ZM246 7V6H245ZM252 7V6H251ZM4 8V7H3ZM14 8H15V6H14ZM24 8V7H23ZM22 8V6H21V8H19V10H22L23 9ZM27 8V7H26ZM37 8V7H36ZM41 8V7H40ZM49 8V7H48ZM52 8V7H51ZM62 8V7H61ZM81 8H83V5H82V7ZM90 8V7H89ZM95 8V7H94ZM94 8H93V12L94 13H96V11L94 10ZM107 8H105V9H107ZM114 8V7H113ZM119 8V7H118ZM157 8V7H156ZM187 8V7H186ZM192 8V7H191ZM11 9V8H10ZM76 9V8H75ZM101 9V8H100ZM104 9V8H103ZM102 9V10H103ZM110 9V8H109ZM109 9H108V11H109ZM112 9V8H111ZM124 9V8H123ZM127 9V8H126ZM193 9H194V7H193ZM252 9V8H251ZM251 9H249V10H251ZM1 10H2V8H1ZM7 10H9V7H8V9ZM6 10V11H7ZM18 10V11H19ZM26 10V9H25ZM35 10H37V9H35ZM39 10V9H38ZM53 10V9H52ZM51 10V11H52ZM57 10H58V8H57ZM59 10H60V8H59ZM58 10V11H59ZM63 10V9H62ZM71 10H73V9H71ZM77 10H79V9H77ZM90 10H91V8H90ZM121 10V9H120ZM184 10V9H183ZM182 10V11H183ZM186 10V9H185ZM184 10V11H185ZM192 10V9H191ZM195 10V9H194ZM194 10H193V13H194ZM26 11H28V10H26ZM31 11V10H30ZM49 11H50V9H49ZM56 11V10H55ZM55 11H53L52 12V14H55ZM81 11H83V10H81ZM86 11V10H85ZM87 11H88V9H87ZM106 11V10H105ZM127 11V10H126ZM143 11V10H142ZM156 11V10H155ZM189 11V10H188ZM195 11H197V8H196V10ZM248 11V10H247ZM246 11V9H245V12H247ZM2 12V11H1ZM0 12V15L2 14ZM13 12V11H12ZM11 11L9 12V13H12ZM14 12L16 13V8H15V10H14ZM29 12V11H28ZM31 12H35V11H31ZM30 12V13H31ZM39 12H41L40 10H39ZM39 12H37V13H39ZM65 12V11H64ZM64 12H62L63 14H64ZM74 12H75V10H74ZM78 12V11H77ZM92 12V13H93ZM107 12V11H106ZM106 12H104V13H106ZM112 12V11H111ZM123 12V11H122ZM249 12H251V11H249ZM8 13V12H7ZM19 13H22V12H18V14ZM24 13H26V12H24ZM57 13H59V12H56V14ZM61 13V12H60ZM76 13V12H75ZM99 13V12H98ZM102 13V12H101ZM100 13V14H101ZM117 13V12H116ZM123 13H125V12H123ZM140 13H141V11H140ZM163 13H165V12H163ZM173 13V12H172ZM182 13V12H181ZM190 13V12H189ZM18 14H17V16H18ZM51 14V13H50ZM62 14V15H63ZM77 14V13H76ZM75 14V15H76ZM108 14H110V13H108ZM174 14V13H173ZM190 14H192V11H191V13ZM245 15H246V13H244ZM251 14V13H250ZM6 15V14H5ZM9 15V14H8ZM13 15H14V13H13ZM21 15V14H20ZM32 15V14H31ZM47 15V14H46ZM58 15V14H57ZM60 15V14H59ZM58 15V16H59ZM68 15V14H67ZM72 15H74V13H72ZM80 15H82V16H84V14L82 13V14H80ZM86 15V14H85ZM94 15V14H93ZM98 15V14H97ZM121 15V14H120ZM184 15H185V13H184ZM186 15H188V14H186ZM251 15H253V14H251ZM250 15V16H251ZM15 16V15H14ZM14 16H12V18H14L15 19V17ZM28 16H30V15H28ZM33 16V15H32ZM48 16H50L49 14H48ZM47 16V17H48ZM54 16V15H53ZM81 16V17H82ZM91 15L89 14V16L88 17H90ZM96 16V15H95ZM104 15H102V17H103ZM106 17H107V15H105ZM109 16V15H108ZM114 16H115V14H114ZM117 16V15H116ZM138 16V15H137ZM190 16V15H189ZM216 16V17H215ZM249 16V15H248ZM6 17V16H5ZM11 16H9V18H10ZM23 17H24V15H23ZM27 16L25 15V18H26ZM33 17H35V16H33ZM38 18H39V16H37ZM45 17V16H44ZM61 17V16H60ZM63 17V16H62ZM64 17H65V14H64ZM72 17V16H71ZM97 17V16H96ZM99 17V16H98ZM121 17V16H120ZM123 17H124V14H123ZM186 17V16H185ZM191 17V16H190ZM190 17H188V18H190ZM194 17V16H193ZM247 17V16H246ZM255 17H257L256 15H255ZM8 18V19H9ZM30 18H31V16H30ZM41 18V17H40ZM46 18V17H45ZM48 18H50V17H48ZM52 18V17H51ZM57 18V17H56ZM86 18V17H85ZM95 18V17H94ZM100 18H101V16H100ZM248 18V17H247ZM17 19H18V17H17ZM22 20H23V18H21ZM29 19V18H28ZM27 19V20H28ZM47 19V18H46ZM45 19V20H46ZM72 19H73V17H72ZM91 19H92V17H91ZM104 18H102L101 20H103ZM116 19H119V18H116ZM115 19V20H116ZM123 19V18H122ZM183 19V18H182ZM187 19V18H186ZM192 19V18H191ZM190 19V20H191ZM251 19H252V16H251ZM256 19V18H255ZM22 20L20 21V23L22 22ZM26 20V21H27ZM30 20H32V19H30ZM40 20H43V18L42 19H40ZM54 20V19H53ZM58 20H59V18H58ZM67 20H70L69 18L67 19ZM66 20V21H67ZM75 20V19H74ZM79 20H80V17H79ZM77 21V22H80V21ZM85 20H88V19H85ZM100 20V19H99ZM98 20V21H99ZM109 20V19H108ZM107 20V21H108ZM114 20V19H113ZM113 20H110V21H108V22H106V25H108V26H111V28L110 29H112L113 27H112V25L114 24L113 23ZM158 20V19H157ZM184 20H185V18H184ZM183 20V21H184ZM244 20H246V19H244ZM5 21H7V17H6V20ZM10 21V19L7 21V22H5V23H8ZM15 21V20H14ZM44 21V20H43ZM51 21V20H50ZM61 22H62V20H60ZM66 21H64V22H66ZM90 21V20H89ZM105 20H103V23L105 24V22H104ZM120 21V20H119ZM118 21V22H119ZM139 21V20H138ZM161 21H162V19H161ZM188 21H189V19H188ZM194 21V20H193ZM192 21V22H193ZM201 21V22H202ZM13 22V21H12ZM16 22V25H18L17 24V21H15ZM28 22V21H27ZM35 22H36V20H35ZM40 22V21H39ZM56 22V21H55ZM58 22V21H57ZM71 22H73V20L71 21ZM75 22V21H74ZM72 23L73 25L75 24V23ZM76 22V23H77ZM84 22H86V21H83V23ZM88 22V21H87ZM144 22V21H143ZM180 22L182 23V21H181V19H180ZM185 22V21H184ZM187 22V21H186ZM195 22V21H194ZM197 22V21H196ZM200 22V21H199ZM219 22V21H218ZM220 22V23H221ZM244 22V21H243ZM30 23H31V21H30ZM60 23V22H59ZM67 23V22H66ZM66 23H64L66 26H67V24ZM91 23H92V21H91ZM98 23V22H97ZM96 22H95V24H97ZM191 23V22H190ZM198 23V22H197ZM251 23V22H250ZM42 24H43V22H42ZM46 24V23H45ZM47 24H48V22H47ZM47 24H46V26H47ZM50 24H52V22L50 23ZM56 24V23H55ZM55 24H54V26H55ZM58 24V23H57ZM92 24H94V23H92ZM180 24V23H179ZM189 23H187V25H188ZM194 24H196V23H194ZM228 24V25H229ZM7 25V24H6ZM15 24H14V26H16ZM21 25V24H20ZM30 25V24H29ZM31 25H34L33 23L31 24ZM35 25H37V24H35ZM49 25V24H48ZM53 25V24H52ZM52 25H50L51 26V28H52ZM61 25V24H60ZM75 25H78V24H75ZM74 25V26H75ZM84 25H86V23L84 24ZM83 25V26H84ZM98 25V24H97ZM115 25V24H114ZM119 25V24H118ZM197 25H199V24H196V26L195 25H189L190 27L189 28H187V31H186V38L185 39H189L188 41L191 43V45H195V41H194V38L193 37H195V33H194V26L197 28L198 26ZM208 25V24H207ZM242 25H244V24H242ZM10 26V25H9ZM11 26H13V25H11ZM39 26V25H38ZM37 26V27H38ZM40 26H42V25H40ZM57 26V25H56ZM64 26V25H63ZM68 26H69V24H68ZM79 26V25H78ZM78 26H76L77 28H79ZM83 26H81V27H83ZM86 26H89V25H86ZM99 26H100V24H99ZM170 26V25H169ZM179 26V25H178ZM182 27H183V25H181ZM185 26V25H184ZM199 26H201V24L199 25ZM251 26H253V25H251ZM4 27V26H3ZM31 27V26H30ZM43 27V26H42ZM70 27V26H69ZM75 27V28H76ZM94 27V26H93ZM118 27V26H117ZM181 27V28H182ZM224 27V26H223ZM227 27V26H226ZM2 28V27H1ZM10 28H13V27H10ZM20 28V27H19ZM23 28V27H22ZM35 28V27H34ZM49 28V27H48ZM50 28V29H51ZM58 28H60V27H58ZM57 28V30H59ZM62 28V27H61ZM68 28V27H67ZM73 28V27H72ZM83 28H85V27H83ZM103 28V27H102ZM105 28V27H104ZM103 28V29H104ZM107 28H109V27H107ZM126 30H125V35H129L131 32V30L133 29V26H132V24L131 25H127L126 27ZM164 28V27H163ZM179 28H180V26H179ZM185 28V27H184ZM9 29V28H8ZM14 29V28H13ZM13 29H11V30H13ZM18 29V28H17ZM28 29V28H27ZM32 30H33V28H31ZM37 28H35L34 30H36ZM43 29H45V28H43ZM66 29V28H65ZM69 29V28H68ZM67 29V30H68ZM95 29H98V27H96ZM95 29H94V31H95ZM198 29V28H197ZM222 29V28H221ZM256 29V28H255ZM0 30H2V29H0ZM5 30H7V29H5ZM32 30H30V31H32ZM56 30V31H57ZM64 30V29H63ZM82 29L80 28V30H76L75 32H79V31H81ZM87 30V29H86ZM89 30V29H88ZM92 30H93V28H92ZM100 30V29H99ZM108 30V29H107ZM107 30H105V31H107ZM117 30V29H116ZM180 30V29H179ZM199 30V29H198ZM253 30V29H252ZM26 31V30H25ZM24 31V32H25ZM39 31V30H38ZM38 31H35V32H38ZM51 31H53V30H51ZM61 31V30H60ZM59 31V32H60ZM71 31H72V29H71ZM93 31V32H94ZM102 31V30H101ZM100 31V32H101ZM110 31H112V30H110ZM162 31V30H161ZM177 31H178V29H177ZM257 31V30H256ZM3 32V31H2ZM5 32V31H4ZM3 32V33H4ZM11 33H12V31H10ZM13 32H15V31H13ZM17 32V31H16ZM29 32V31H28ZM49 32V31H48ZM55 31H53V33H54ZM66 32V31H65ZM64 32V33H65ZM68 32V31H67ZM73 32V31H72ZM72 32H70V33H72ZM73 33V35H75L76 33ZM90 32H91V30H90ZM89 32V33H90ZM96 32V31H95ZM169 32V31H168ZM172 32V31H171ZM180 33H181V31H179ZM185 32V31H184ZM183 32V33H184ZM228 32H229V30H228ZM19 33H22V32H19ZM18 33V34H19ZM52 33V32H51ZM57 33V32H56ZM63 33V32H62ZM64 33H63V35H64ZM69 33V34H70ZM80 33V32H79ZM242 33V32H241ZM251 33V32H250ZM257 33V32H256ZM13 34V33H12ZM35 34V33H34ZM38 34V33H37ZM49 34V33H48ZM84 34V33H83ZM83 34H82V36H83ZM92 34V33H91ZM93 34H95V33H93ZM97 34V33H96ZM105 34V33H104ZM117 34V33H116ZM169 34H170V32H169ZM182 34V33H181ZM203 34V33H202ZM207 34H208V31H207ZM4 35V38H5V34H3ZM8 35V34H7ZM21 35H23V34H21ZM28 35V34H27ZM58 36H59V33L57 34ZM57 35H54L53 34V37H55V36H57ZM65 35H67V33L65 34ZM65 35L64 36H62V38L61 37H59V39L61 38V39H63L64 37H65ZM81 35V34H80ZM106 35V34H105ZM107 35H108V33H107ZM151 35V34H150ZM179 35V34H178ZM196 35H197V33H196ZM57 36V37H58ZM76 36H78L77 34H76ZM98 36H101V35H98ZM97 36V37H98ZM113 35L111 34V37H112ZM184 36V35H183ZM256 36V35H255ZM8 37V36H7ZM16 37V36H15ZM41 37V36H40ZM48 37V36H47ZM49 37H50V35H49ZM69 37H70V35H69ZM74 37V36H73ZM85 37V36H84ZM84 37H82V39L84 38ZM88 37V36H87ZM90 37V36H89ZM92 37L94 38V35H92ZM92 37H91V39H92ZM102 37H103V35H102ZM105 37V36H104ZM109 37V36H108ZM111 37L110 38H108V39H111ZM115 37H116V35H115ZM164 37V36H163ZM207 37V36H206ZM3 38V37H2ZM1 38V39H2ZM3 38V39H4ZM9 38H10V36H9ZM9 38H7V39H9ZM13 38L14 37H12L11 39H9V40H13ZM21 38V37H20ZM35 38V37H34ZM44 38V37H43ZM56 38V37H55ZM68 38V37H67ZM79 38H81L80 36H79ZM78 38V39H79ZM113 38V37H112ZM170 38V37H169ZM193 38V39H192ZM207 38V39H208ZM236 38V37H235ZM244 38V37H243ZM254 38V37H253ZM6 39V38H5ZM16 39H18V38H16ZM15 38H14V40H16ZM65 39V38H64ZM69 39V38H68ZM77 38H76V40H78ZM81 39V40H82ZM87 40H84L85 42H87L88 41V39H90V38H86ZM97 39V38H96ZM118 39V38H117ZM181 39V38H180ZM184 39V38H183ZM196 39H197V37H196ZM249 39V38H248ZM256 39V38H255ZM9 40H8V42H9ZM49 40V39H48ZM51 40V39H50ZM49 40V41H50ZM52 40H53V38H52ZM56 40H58V39H56ZM75 40V39H74ZM82 40V41H83ZM99 40H102V39H100L99 38ZM7 41V40H6ZM21 41V40H20ZM19 41V42H20ZM24 41V40H23ZM45 41H46V39H45ZM67 41V40H66ZM70 41H73V40H71L70 39ZM92 41V40H91ZM93 41H94V39H93ZM112 41V40H111ZM123 41V40H122ZM179 41V40H178ZM188 41H186V43L188 42ZM249 41V40H248ZM0 42H4V40L3 41H0ZM13 42H15V41H13ZM56 42V41H55ZM54 42V43H55ZM59 42V41H58ZM58 42H57V45H58ZM62 42H63V40H62ZM68 42V41H67ZM66 42V43H67ZM74 42V41H73ZM96 42V41H95ZM98 42L99 43H101L100 41H98L97 40V42H96V44H97V46H99L98 45ZM109 42V41H108ZM250 42H251V40H250ZM11 43V42H10ZM48 43H50V42H48ZM52 43H53V41H52ZM53 43V44H54ZM77 43H79V44H81L80 43V41H78ZM89 43H90V40H89ZM94 43V42H93ZM105 43H106V38H105ZM181 43V42H180ZM182 43H185L184 41L182 42ZM185 43V44H186ZM203 43V42H202ZM255 43V42H254ZM4 44V43H3ZM8 44V43H7ZM60 44V43H59ZM62 44V43H61ZM60 44V45H61ZM68 44V43H67ZM69 44H71V43H69ZM86 44V43H85ZM90 44H92V42L90 43ZM109 44V43H108ZM197 44V43H196ZM56 44H54V46H55ZM89 45V44H88ZM106 45V44H105ZM149 45V44H148ZM199 44H197V46H198ZM10 46H11V44H10ZM9 46V47H10ZM19 46V45H18ZM38 46V45H37ZM36 46V47H37ZM47 46V45H46ZM50 46H51V44H50ZM61 46H63V45H61ZM67 45H65V47H66ZM72 46H75V48H76V46H78V45H74V44H72ZM89 46H91V45H89ZM94 46V45H93ZM97 46H94V47H96V49L97 50H99L98 48H97ZM102 46H104V43L102 44ZM112 46V45H111ZM186 46H189V49L188 50H190V45L188 44H186ZM233 46V45H232ZM8 47V48H9ZM53 47V46H52ZM51 47V48H52ZM64 47V46H63ZM68 47V46H67ZM84 47H87V46H83L82 45V48H84ZM94 47H92V48H94ZM100 47H101V45H100ZM125 47V46H124ZM172 47L173 48H177L178 47V44H176V43H173L172 44ZM180 47V46H179ZM195 47H196V45H195ZM3 48V47H2ZM50 48V47H49ZM50 48V49H51ZM54 48V47H53ZM68 48H70V47H68ZM68 48H65V49H68ZM74 48V47H73ZM72 48V49H73ZM88 48V47H87ZM87 48H85V49H87ZM91 48V47H90ZM92 48H91V50H92ZM149 48V47H148ZM151 48V47H150ZM192 48V47H191ZM232 48V47H231ZM56 49V48H55ZM59 49V48H58ZM80 49H81V46H80ZM89 49V48H88ZM87 49V50H88ZM184 49V48H183ZM194 49V48H193ZM234 49V51H235V49L236 48H233ZM1 50V49H0ZM54 50V49H53ZM70 50V49H69ZM76 50H79V48L78 49H76ZM83 50V49H82ZM87 50L85 51V52H87ZM96 50V51H97ZM112 50V49H111ZM178 50H179V48H178ZM180 50H181V47H180ZM185 50H186V47H185ZM231 51H232V49H230ZM229 50V51H230ZM240 50V49H239ZM9 51V50H8ZM36 51V50H35ZM48 51V50H47ZM59 51H60V49H59ZM94 51V50H93ZM92 51V52H93ZM95 51V53H97ZM104 51V50H103ZM118 51V50H117ZM165 51V50H164ZM191 51V50H190ZM189 51V52H190ZM194 51V50H193ZM32 52V51H31ZM38 52H40V51H38ZM37 52V53H38ZM44 52V51H43ZM49 53H53V51L52 52H50V51H48ZM67 52V51H66ZM78 51H76V53H77ZM84 52V51H83ZM99 52H101V51H98V54H96V55H98V56H100L99 54ZM163 52V51H162ZM186 52V51H185ZM195 52V51H194ZM199 52V51H198ZM241 52V51H240ZM249 52H250V50H249ZM36 53V52H35ZM68 54H70L71 52H67ZM74 53V52H73ZM80 52H78V54H79ZM89 53V52H88ZM88 53H86V55L88 54ZM161 53V52H160ZM173 53V52H172ZM179 53V52H178ZM234 53V52H233ZM8 54H9V52H8ZM43 54V53H42ZM46 54V53H45ZM48 54V53H47ZM57 54V53H56ZM66 54V53H65ZM84 54V53H83ZM83 54H82V56H83ZM93 54H94V52H93ZM132 54V57H133V59L131 60V65L135 68V69H139L140 71H139V73L141 72V74H139V76L137 77V79H136V86H137V89H138V95H140L141 96V98H143L146 102L145 103H147V106H149L150 108H152V109H154V110H161L163 107H164V105L166 104L165 102H166V96H167V91H168V82L166 81L165 82V76H164V72H166V71H163L162 70V68L160 67V66H158L156 63H157V61H156V63H155V61H154V58H152V59H147V60H143V59H136V56L133 54V53H131ZM188 54H191L192 55V51H191V53H188ZM53 55V54H52ZM55 55V54H54ZM70 55H72V53L70 54ZM74 56H75V54H73ZM91 55V54H90ZM90 55H88L89 57H90ZM112 55V54H111ZM117 55V54H116ZM235 55V54H234ZM41 56V55H40ZM39 56V57H40ZM51 56V55H50ZM49 56V57H50ZM60 57H61V55H59ZM59 56H57V57H59ZM80 56H81V54H80ZM87 56V59L89 58ZM106 56V55H105ZM231 55L229 54V57H230ZM36 57V56H35ZM45 56H43V58H44ZM62 57H64V56H62ZM71 56H68L67 57V59L68 58H70ZM101 57V56H100ZM100 57H98V58H100ZM156 57V56H155ZM188 57V56H187ZM195 57H196V55H195ZM194 57V58H195ZM208 57V58H209ZM260 57V56H259ZM7 58V57H6ZM46 58V57H45ZM44 58V59H45ZM73 58H75L76 59V57H73ZM78 58H79V56H78ZM82 58V57H81ZM80 58V59H81ZM85 58H86V56H85ZM93 58H95L94 56L92 57V59ZM157 58V57H156ZM190 58V57H189ZM188 58V59H189ZM235 58V57H234ZM51 59V58H50ZM64 59H65V57H64ZM83 59H84V57H83ZM83 59H82V61H83ZM91 59V58H90ZM89 59V60H90ZM112 59V58H111ZM191 59H192V57H191ZM196 59V58H195ZM229 59H231V58H229ZM260 59V58H259ZM53 60H55V59H53ZM71 60V59H70ZM88 60V61H89ZM98 60V59H97ZM100 60V59H99ZM185 60V59H184ZM243 60V59H242ZM25 61V60H24ZM31 61V60H30ZM32 61H33V59H32ZM39 61H40V59H39ZM58 61V60H57ZM57 61H56V63H57ZM79 61V60H78ZM85 61V60H84ZM83 61V62H84ZM94 61H96V60H94ZM94 61H93V63H94ZM43 62V61H42ZM49 63H50V61H48ZM52 62V61H51ZM71 62H73V60L71 61ZM70 62V63H71ZM75 62H76V60H75ZM74 62V63H75ZM81 62V61H80ZM82 62V63H83ZM187 62V61H186ZM53 63V62H52ZM69 63V64H70ZM73 63V66L76 64H74ZM93 63H91V65L93 64ZM102 63V62H101ZM100 62L98 63H94L95 65L97 64H101ZM189 63H190V61H189ZM48 64V63H47ZM85 64H86V62H84V66H85ZM188 63H186V65H187ZM194 64V63H193ZM239 64V63H238ZM46 65V64H45ZM87 65V64H86ZM104 65V64H103ZM107 65V64H106ZM189 65V64H188ZM191 65V64H190ZM197 65V64H196ZM57 66V65H56ZM55 66V67H56ZM63 66V65H62ZM67 67L68 66H70V65H66ZM81 66H82V64H81ZM109 66H111V65H109ZM194 66V65H193ZM193 66H191V67H193ZM5 67H6V65H5ZM48 67H49V65H48ZM50 67H52V66H50ZM58 67V66H57ZM60 67V66H59ZM75 68L77 67V66H74ZM74 67H72V69L74 68ZM88 67V69H89V65L87 66ZM93 67V66H92ZM97 67V66H96ZM100 67V66H99ZM102 67H104V66H102ZM106 67H108V66H106ZM186 67V66H185ZM197 67V66H196ZM199 67V66H198ZM248 67V66H247ZM18 68V67H17ZM31 68H32V66H31ZM43 68V67H42ZM54 68V67H53ZM82 68H84L83 66H82ZM98 68V67H97ZM97 68H96V72H97ZM164 68H166V66L164 67ZM184 68V67H183ZM189 68V67H188ZM210 67H208V68H204V71H205V76L208 74V71L210 70L209 69ZM48 69V68H47ZM66 69V68H65ZM77 69V68H76ZM75 69V71L77 72L78 70H76ZM85 69V68H84ZM83 69V70H84ZM90 69H91V66H90ZM93 69V68H92ZM100 69V68H99ZM185 69H187V68H185ZM203 69V68H202ZM50 70V69H49ZM57 70V69H56ZM59 70V69H58ZM57 70V71H58ZM61 70V69H60ZM64 70V69H63ZM103 70V72H104V68L102 69ZM108 70V69H107ZM160 70V71H159ZM162 70V71H161ZM173 70V69H172ZM190 70H191V68H190ZM195 70V69H194ZM193 70V71H194ZM214 70V69H213ZM230 70V69H229ZM29 71V70H28ZM33 71V70H32ZM42 71V70H41ZM45 71V70H44ZM69 71V70H68ZM94 71H95V69H94ZM99 71V70H98ZM192 71V72H193ZM196 71V70H195ZM204 71H202V72H204ZM215 71V70H214ZM51 72H52V70H51ZM54 72V71H53ZM59 72V71H58ZM62 72V71H61ZM61 72H59V73H61ZM65 72H67V71H65ZM73 72H74V69H73ZM75 72V73H76ZM86 72V71H85ZM101 72V71H100ZM191 72V71H190ZM189 72V73H190ZM211 72V71H210ZM17 73V72H16ZM19 73H20V71H19ZM32 73V72H31ZM58 73V74H59ZM63 73V72H62ZM89 73V72H88ZM92 73V72H91ZM105 73H107V71L105 72ZM194 73V72H193ZM57 73H56V75H58ZM68 74V73H67ZM74 74V73H73ZM86 74V73H85ZM85 74H84V77H85ZM196 74V73H195ZM212 74V73H211ZM21 75H22V73H21ZM28 75V74H27ZM42 75V74H41ZM50 75V74H49ZM49 75H47V76H49ZM62 75V74H61ZM78 75V74H77ZM82 75V74H81ZM88 75V74H87ZM94 75H96L95 73H94ZM105 75V74H104ZM189 75V74H188ZM53 76V75H52ZM60 76V75H59ZM62 76H64V75H62ZM79 76V75H78ZM90 76V75H89ZM200 76V75H199ZM198 76V77H199ZM233 76V75H232ZM15 77V76H14ZM26 77V76H25ZM24 77V78H25ZM28 77V76H27ZM26 77V78H27ZM45 77V76H44ZM65 77H69V80L71 79L70 77L71 76H65ZM74 77H76V76H74ZM74 77H73V80H74ZM131 77V76H130ZM187 77H190V76H187ZM197 77V76H196ZM234 77V76H233ZM259 77V76H258ZM21 78H23V77H21ZM42 78V77H41ZM58 78V77H57ZM63 78V77H62ZM86 78V77H85ZM167 78V77H166ZM203 78H204V80L206 81V79H208V77L207 78H205L204 76H203ZM45 79V78H44ZM47 79V78H46ZM50 79H52V77H50ZM56 79V78H55ZM66 79H68V78H66ZM78 79V78H77ZM92 79H94V78H92ZM96 79V78H95ZM196 79V78H195ZM197 79H199V78H197ZM247 79V78H246ZM49 80V79H48ZM57 80H60V79H56V81ZM63 80V79H62ZM69 80H67L68 82H69ZM73 80H71V81H73ZM79 80V79H78ZM85 80V79H84ZM90 80V79H89ZM88 80V81H89ZM98 80V79H97ZM168 80V79H167ZM194 80V79H193ZM201 80V79H200ZM203 80V81H204ZM211 80V79H210ZM29 81V80H28ZM32 81V80H31ZM37 81V80H36ZM35 81V82H36ZM52 81V80H51ZM61 81V80H60ZM77 81V80H76ZM179 81V80H178ZM191 81H192V78H191ZM196 81V80H195ZM202 81V80H201ZM21 82V81H20ZM22 82H25V81H23L22 80ZM38 82V81H37ZM45 82V81H44ZM82 82H84V81H82ZM86 82H87V79H86ZM180 82V81H179ZM60 83V82H59ZM66 82H64V84H65ZM70 83V82H69ZM88 83V82H87ZM91 83V82H90ZM192 83V82H191ZM237 83V82H236ZM19 84V83H18ZM55 84V83H54ZM61 84H62V82H61ZM70 84H72V82L70 83ZM70 84H68L69 85V87H70ZM76 84H78V82L76 83ZM82 84V83H81ZM80 84V85H81ZM99 84V83H98ZM201 84V83H200ZM206 84H207V82H206ZM208 84H209V82H208ZM209 84V85H210ZM235 84V83H234ZM238 84V83H237ZM24 85H26V83L24 84ZM23 85V86H24ZM31 85V84H30ZM48 85V84H47ZM57 85H59L58 83H57ZM67 85V86H68ZM92 85V84H91ZM199 85V84H198ZM202 85V84H201ZM55 86V85H54ZM53 86V89L52 90H54V88L56 89V86L54 87ZM61 86V85H60ZM75 86H78V85H75ZM90 86V85H89ZM95 86V85H94ZM208 86V85H207ZM238 86V85H237ZM29 87H31V86H29ZM39 87V86H38ZM46 87V86H45ZM44 87V88H45ZM51 87V86H50ZM50 87H48V88H50ZM68 87V88H69ZM74 87V86H73ZM92 87V86H91ZM104 87V86H103ZM40 88V87H39ZM43 88V89H44ZM62 88H63V85H62ZM76 88H79V87H76ZM82 88H84L83 86H82ZM239 88V87H238ZM24 89V88H23ZM65 89H67V87L65 88ZM64 89V90H65ZM87 89L88 88H85L84 89V91H87ZM95 89V88H94ZM98 89V88H97ZM191 89V88H190ZM200 89V88H199ZM201 89H204V87L203 88H201ZM46 89H44V91H45ZM47 90H49V89H47ZM46 90V91H47ZM61 90V89H60ZM60 90L58 91L59 92V94H60ZM74 91H75V89H73ZM93 90V89H92ZM103 90V89H102ZM102 90H100L101 92H102ZM239 90V89H238ZM50 91V90H49ZM66 91V90H65ZM69 91V90H68ZM242 91V90H241ZM33 92V91H32ZM39 92V91H38ZM71 92H72V90H71ZM70 92V93H71ZM92 92V91H91ZM10 93V92H9ZM18 93V92H17ZM27 93V92H26ZM34 93H35V91H34ZM42 93H43V91H42ZM45 93V92H44ZM49 93V92H48ZM55 93V92H54ZM57 93V92H56ZM55 93V94H56ZM66 93V92H65ZM68 93V92H67ZM81 93V92H80ZM110 93H112V92H110ZM201 93V92H200ZM238 93V92H237ZM236 92L232 95L233 96V98H235V97H237L238 96V94H237ZM264 93V92H263ZM38 94V93H37ZM50 94V93H49ZM132 94V93H131ZM202 94V93H201ZM240 94V93H239ZM16 93L15 92H12L11 93V95H10V97L13 99V98H15L16 96ZM46 95V94H45ZM44 95V96H45ZM63 95H65V94H63L62 93V96ZM67 95V94H66ZM83 95V94H82ZM99 95V94H98ZM104 95H105V93H104ZM191 95V94H190ZM29 96V95H28ZM38 96H40V94L38 95ZM47 96V95H46ZM50 96H52V94H50ZM55 96V95H54ZM56 96H58V95H56ZM61 96V95H60ZM100 96V95H99ZM173 96V95H172ZM256 95H254V97H255ZM31 97V96H30ZM53 97V96H52ZM69 97V96H68ZM71 97V96H70ZM87 97H90V95L89 96H87ZM98 97V96H97ZM102 97H104V96H102ZM113 97V96H112ZM179 97V96H178ZM178 97H176V98H178ZM191 97V96H190ZM231 97V96H230ZM240 97V96H239ZM246 97V96H245ZM260 97V96H259ZM41 98V97H40ZM39 98V99H40ZM42 98H43V96H42ZM60 98V97H59ZM62 98V97H61ZM80 98V97H79ZM82 98V97H81ZM80 98V99H81ZM84 98H86V97H84ZM174 98V97H173ZM185 98V97H184ZM243 98V97H242ZM261 98V97H260ZM17 99V98H16ZM35 99H37V98H35ZM49 99V98H48ZM57 99H58V97H57ZM70 99V98H69ZM91 98H89V100H90ZM95 99H97V98H95ZM101 99V98H100ZM182 99V98H181ZM201 99V98H200ZM235 99H237V98H235ZM240 99V98H239ZM245 99V98H244ZM243 99V100H244ZM18 100V99H17ZM54 100V99H53ZM67 100V99H66ZM73 100V99H72ZM83 100H85V99H83ZM88 100V99H87ZM89 100H88V102H89ZM186 100V98L184 99V101ZM228 100H232V98H228ZM247 100V99H246ZM14 101V100H13ZM35 101V100H34ZM51 101V100H50ZM58 101H60V100H58ZM63 101V100H62ZM76 101V100H75ZM95 101V100H94ZM102 101V100H101ZM175 101V100H174ZM186 101H188V100H186ZM235 101V100H234ZM234 101H232V102H234ZM242 101V100H241ZM28 102V101H27ZM44 102V101H43ZM42 102V103H43ZM65 102V101H64ZM73 102H74V100H73ZM84 102V101H83ZM87 102V103H88ZM91 102V101H90ZM92 102H93V100H92ZM116 102V101H115ZM189 102V101H188ZM237 102H238V100H237ZM245 102H247V101H245ZM40 103V102H39ZM41 103V104H42ZM53 103V102H52ZM58 103H60V102H57V104ZM62 103V102H61ZM79 103V102H78ZM186 103V102H185ZM193 103V102H192ZM198 103V102H197ZM248 103V102H247ZM16 104V103H15ZM35 104V103H34ZM51 104V103H50ZM63 104V103H62ZM68 104H70V103H68ZM82 104V103H81ZM85 104V103H84ZM90 104H92V103H90ZM95 104V103H94ZM190 104V103H189ZM233 104V103H232ZM240 104V103H239ZM20 105H22V104H20ZM43 105V104H42ZM41 105V106H42ZM46 105V104H45ZM55 105V104H54ZM72 105H73V103H72ZM95 105H97V103L95 104ZM94 105V106H95ZM174 105L176 106V107H179L178 106V104L175 102L174 103ZM185 105V104H184ZM195 105H196V103H195ZM231 105V104H230ZM237 105V104H236ZM235 105V106H236ZM256 105V104H255ZM260 105V104H259ZM1 106V105H0ZM35 106H36V104H35ZM49 107H50V105H48ZM52 106V105H51ZM75 106H77V105H75ZM101 106V105H100ZM166 106V105H165ZM188 106V105H187ZM194 106V105H193ZM232 106V105H231ZM234 106V107H235ZM57 107V106H56ZM74 107V106H73ZM82 107V106H81ZM93 107V106H92ZM91 107V108H92ZM192 107V106H191ZM233 107V106H232ZM239 107V106H238ZM241 107H244V106H241L240 105V108ZM256 107V106H255ZM38 108V107H37ZM51 108V107H50ZM69 108V107H68ZM77 108H79V107H77ZM127 110H126V115L128 116V117H131V116H133L134 117V121H133V123L129 126L130 128H131V131L133 132V134H135L136 136V140H137V137H143L144 138V136H145V134L143 133V131H142V124H144L143 123V121H144V119H145V116L144 115H134L133 114V107L131 106V105H128L127 106ZM141 108V107H140ZM193 108H195V107H193ZM4 109V108H3ZM40 109V108H39ZM86 109V108H85ZM165 109V108H164ZM192 109V108H191ZM197 109V108H196ZM233 109V108H232ZM245 109H246V107H245ZM249 109V108H248ZM254 109H256V108H254ZM26 110V109H25ZM44 110V109H43ZM42 110V111H43ZM50 110V109H49ZM55 110V109H54ZM70 110V109H69ZM82 110V109H81ZM87 110V109H86ZM89 110V109H88ZM87 110V111H88ZM93 110V109H92ZM91 110V111H92ZM107 110V109H106ZM195 110V109H194ZM28 111V110H27ZM31 111H33V110H31ZM40 111V110H39ZM60 111V110H59ZM62 111H65V108L62 110ZM61 111V112H62ZM72 111V110H71ZM70 111V112H71ZM77 111V110H76ZM75 111V112H76ZM84 111V110H83ZM86 111V112H87ZM97 111V110H96ZM111 111V110H110ZM158 111V112H159ZM162 111V110H161ZM192 111V110H191ZM253 111V110H252ZM49 112V111H48ZM50 112H51V110H50ZM57 112V111H56ZM77 112H79V111H77ZM85 112V113H86ZM153 112V111H152ZM151 112V113H152ZM164 112H165V110H164ZM163 112V113H164ZM183 112V111H182ZM186 112V111H185ZM237 112V111H236ZM21 113V112H20ZM30 113V112H29ZM32 113V112H31ZM46 112H44V114H45ZM58 113V112H57ZM56 113V114H57ZM63 113V112H62ZM66 113V112H65ZM72 113H73V111H72ZM92 113V112H91ZM98 113V112H97ZM151 113L149 114V118H150V115H151ZM195 113V112H194ZM248 113H250V112H248ZM40 114V113H39ZM76 114V113H75ZM94 114V113H93ZM180 114H181V112H180ZM185 114V113H184ZM252 115L250 116V117H247V116H249V115H246V117H247V119H246V129H245V139H247L248 141H246V143L248 142H251V140H253L254 138H253V136L254 135H252L253 133H259V132H261L262 133V130L264 129V127H262V126H260L259 124H260V121H261V119L259 118L261 115H263L264 116V103H262L258 108H257V110H255L253 113H251ZM22 115H23V113H22ZM38 115V114H37ZM47 115V114H46ZM58 115V114H57ZM60 115V114H59ZM68 115V117H70L69 115L70 114H67ZM239 115V114H238ZM33 116V115H32ZM41 116V115H40ZM39 116V117H40ZM61 116H62V114H61ZM60 116V117H61ZM63 116H65V115H63ZM75 116V115H74ZM78 116V115H77ZM87 116H89V115H87ZM90 116H91V114H90ZM93 116V115H92ZM126 116V117H127ZM163 116H164V114H163ZM186 116V115H185ZM192 116H193V114H192ZM197 116V115H196ZM244 116V115H243ZM10 117V116H9ZM25 117H28V115H26ZM31 117V116H30ZM35 117V116H34ZM36 117H38V116H36ZM42 117H43V115H42ZM58 117V116H57ZM76 117V116H75ZM83 117V116H82ZM93 117H95V116H93ZM100 117V116H99ZM194 117V116H193ZM71 118V117H70ZM78 118H80V117H78ZM77 118V119H78ZM148 118V119H149ZM164 118V117H163ZM163 118H159L160 119V121H162V119ZM197 118V117H196ZM242 118H244V117H242ZM15 119V118H14ZM25 119V118H24ZM59 119V118H58ZM65 119V118H64ZM67 119H69V118H67ZM89 118H87V120H88ZM147 119V118H146ZM147 119V120H148ZM156 119V118H155ZM194 119V118H193ZM263 119V118H262ZM19 120V119H18ZM22 120V119H21ZM26 120V119H25ZM24 120V121H25ZM27 120H29V119H27ZM40 120H41V118H40ZM44 120H45V118H44ZM72 120H76V119H73L72 118ZM86 120V121H87ZM190 120V119H189ZM192 120V119H191ZM241 120V119H240ZM264 120V119H263ZM38 121V120H37ZM46 121H47V119H46ZM45 121V122H46ZM55 121H57V120H55ZM83 121V120H82ZM157 121H159V120H157ZM163 121H165V120H163ZM180 121V120H179ZM193 121V120H192ZM243 121V120H242ZM28 122V121H27ZM45 122H44V124H45ZM59 122V121H58ZM61 122H62V120H61ZM67 122V121H66ZM102 122V121H101ZM147 122V121H146ZM154 122V121H153ZM188 122V121H187ZM197 122H198V120H197ZM235 122H236V120H235ZM244 122V121H243ZM4 123V122H3ZM20 123V122H19ZM23 123H25V122H23ZM69 123V122H68ZM67 123V124H68ZM75 123V122H74ZM158 123V122H157ZM163 123V122H162ZM180 123V122H179ZM194 123V122H193ZM196 123V122H195ZM194 123V124H195ZM22 124V123H21ZM31 124V123H30ZM37 124V123H36ZM54 124H55V122H54ZM61 124V123H60ZM67 124H65V125H67ZM71 124V123H70ZM108 124V123H107ZM153 124V123H152ZM166 124V123H165ZM186 124V123H185ZM202 124V125H201ZM219 124L223 127V129H220L219 127H216V126H219ZM236 124V123H235ZM244 124V123H243ZM17 125V124H16ZM27 125V124H26ZM41 125V124H40ZM78 125H80V124H77V126ZM124 125V124H123ZM122 125V126H123ZM192 125V124H191ZM196 125V124H195ZM213 125H216V126H213ZM237 125V124H236ZM236 125H234V126H236ZM17 126H19V125H17ZM24 126V124L22 125V127ZM28 126H29V122H28ZM33 126H35L34 125V123H33ZM38 126V128H39V125H37ZM42 126V125H41ZM45 126H46V124H45ZM49 126H50V124L48 125V129H49ZM55 126V125H54ZM54 126H52V127H54ZM68 126V125H67ZM76 126V125H75ZM81 126V125H80ZM116 126V125H115ZM144 126H146V124L144 125ZM148 126V125H147ZM241 126V125H240ZM4 127V126H3ZM16 127V126H15ZM21 127V126H20ZM21 127V128H22ZM79 127V126H78ZM99 127H101V126H99ZM184 127V126H183ZM190 127V126H189ZM197 127V126H196ZM195 127V128H196ZM198 127V128H199ZM18 129H19V127H17ZM68 128H69V126H68ZM76 128V127H75ZM85 128V127H84ZM84 128H82V129H84ZM144 128V127H143ZM156 129H155V132H156V134L160 137V138H165V139H169L171 136H170V134H168L169 132L167 131V127L165 126H160V125H158V127H155ZM187 128V127H186ZM191 128V127H190ZM202 128V127H201ZM235 128H237V127H235ZM11 129V128H10ZM31 129H33V128H31ZM40 129H42L41 127H40ZM51 129V128H50ZM53 129V128H52ZM73 129V128H72ZM200 129V128H199ZM27 130V129H26ZM29 130V129H28ZM27 130V131H28ZM44 130V129H43ZM55 130V129H54ZM66 130V129H65ZM78 130V129H77ZM175 130V129H174ZM196 130V129H195ZM228 130H229V133H228ZM22 131V130H21ZM53 131V130H52ZM76 131V130H75ZM186 131V130H185ZM184 131V132H185ZM243 131V130H242ZM16 132H19V131H16ZM26 131H24V133H25ZM29 132V131H28ZM44 132H45V130H44ZM62 133H64L63 131H61ZM73 132V131H72ZM83 132V131H82ZM110 132H111V130H110ZM174 132V131H173ZM27 133V132H26ZM36 132H34V133H31V134H35ZM39 133H41L40 131H39ZM39 133H37V134H39ZM47 133V132H46ZM46 133H45V136H46ZM51 133H53V132H51ZM56 133V132H55ZM59 133V132H58ZM76 133V132H75ZM79 133V132H78ZM22 134V133H21ZM29 134V133H28ZM27 134V135H28ZM31 134H29V135H31ZM49 134V133H48ZM68 134V133H67ZM95 134V133H94ZM181 134V133H180ZM243 134V133H242ZM51 136H52V134H50ZM66 135V134H65ZM71 135V134H70ZM69 135V136H70ZM76 135V134H75ZM168 135L170 136V137H168ZM240 135H241V133H240ZM18 136V135H17ZM33 136V135H32ZM44 136V135H43ZM48 136V135H47ZM54 137H55V135H53ZM58 136V135H57ZM77 136V135H76ZM86 136V135H85ZM94 136V135H93ZM11 137V136H10ZM19 137V136H18ZM27 137V136H26ZM54 137H52V139H54ZM61 137V136H60ZM63 137V136H62ZM62 137H61V139H62ZM71 137V136H70ZM146 137V136H145ZM179 137V136H178ZM194 137V136H193ZM236 137V136H235ZM238 137V136H237ZM243 137V139H244V136H242ZM255 137V136H254ZM256 137H258V136H256ZM16 138V137H15ZM37 138V137H36ZM43 138V137H42ZM68 138V137H67ZM74 138V137H73ZM78 138V137H77ZM177 138V137H176ZM192 138V137H191ZM201 138V137H200ZM260 138H261V136H260ZM24 139V138H23ZM27 139H29V137H27ZM38 139V138H37ZM46 139H48V138H46ZM50 139V138H49ZM58 139V138H57ZM71 139V138H70ZM84 139V138H83ZM196 139V138H195ZM212 139V138H211ZM21 140V139H20ZM31 140V139H30ZM64 140H65V138H64ZM77 140V139H76ZM144 140V139H143ZM176 140V139H175ZM182 140H184V139H182ZM192 140H193V138H192ZM198 140V139H197ZM196 140V141H197ZM29 141V140H28ZM60 141V140H59ZM63 141V140H62ZM68 141V140H67ZM88 141V140H87ZM129 141V140H128ZM135 141V140H134ZM139 141V140H138ZM146 141V140H145ZM205 141V140H204ZM241 141H243V140H241ZM254 141V140H253ZM13 142H14V140H13ZM31 142H32V140H31ZM54 142V141H53ZM52 142V143H53ZM168 142H170V141H168ZM257 142V141H256ZM2 143V142H1ZM16 143V142H15ZM49 143H51V142H49ZM61 143V142H60ZM70 143V142H69ZM76 143V142H75ZM93 143V142H92ZM110 143H111V141H110ZM136 143V141L134 142V144ZM145 143V142H144ZM175 143V142H174ZM178 143V142H177ZM185 143V142H184ZM199 143V142H198ZM245 143V144H246ZM24 144H26V143H24ZM32 144V143H31ZM30 144V145H31ZM45 144H47V142L45 143ZM57 143H55V145H56ZM78 144V143H77ZM94 144V143H93ZM171 144V143H170ZM195 144V143H194ZM241 144V143H240ZM251 144V143H250ZM28 145V144H27ZM34 145V144H33ZM54 145V146H55ZM72 145V144H71ZM70 145V146H71ZM76 145V144H75ZM88 145V144H87ZM109 145V144H108ZM112 145V144H111ZM133 145V144H132ZM185 145V144H184ZM200 145H201V143H200ZM255 145V144H254ZM23 146V145H22ZM59 146H60V144H59ZM84 146V145H83ZM119 146V145H118ZM126 146V145H125ZM134 146V145H133ZM132 146V147H133ZM177 146V145H176ZM195 146V145H194ZM203 147H204V145H202ZM233 146V145H232ZM244 146H246V145H244ZM248 146H249V144H248ZM247 146V147H248ZM251 146V145H250ZM250 146H249V148H250ZM28 147V146H27ZM53 147V146H52ZM52 147H50V148H52ZM63 147V146H62ZM74 147V146H73ZM72 147V148H73ZM143 147V146H142ZM190 147V146H189ZM202 147V148H203ZM23 147H21L20 149H22ZM26 148V147H25ZM86 148V147H85ZM150 148V147H149ZM184 148V147H183ZM183 148H177V149H174V150H171V152L169 151V153H166V152H163L161 155H160V159H161V161H160V163H164L165 164V166H167V171L169 172V174H167L168 175V178H167V180L166 181H168V187H169V190L170 191H173V193L175 194V195H173V196H175V198H177V200H178V202H175V203H177L176 204V206L177 207H179V206H181V208H182V210L185 212V217L189 220V222H190V218H192V212L190 213V211L188 210V205H186V201H185V193H189V195L190 194H194V198L196 199V200H199L200 202H202L201 201V199L203 198L204 199V197H206L205 195H204V193L203 192H201L200 190H193V189H191V188H188L187 190L184 188V186H185V184H186V182H184L182 179V177L179 175L180 174V172L181 171H184L186 168H188V162L187 161H185L184 159H183V157L185 156H183V153H184V150H183ZM205 148V147H204ZM248 148V149H249ZM255 148V147H254ZM18 149V148H17ZM49 149V148H48ZM58 149H62L61 147L60 148H58ZM129 149V148H128ZM133 149V148H132ZM171 149V148H170ZM188 149V148H187ZM194 149V148H193ZM233 149V148H232ZM247 149V148H246ZM264 149V148H263ZM19 150V149H18ZM18 150H16V151H18ZM54 150V149H53ZM113 150V149H112ZM204 150V149H203ZM24 149H23V153H24ZM48 151V150H47ZM127 151V150H126ZM166 151V150H165ZM191 151V150H190ZM193 151V153H194V150H192ZM191 151V152H192ZM200 151V150H199ZM220 151V150H219ZM252 151V150H251ZM26 152V151H25ZM51 152H52V150H51ZM54 152H55V150L53 151V154H54ZM59 152V151H58ZM57 152V153H58ZM62 152V151H61ZM85 152V151H84ZM111 152H113V151H111ZM157 152H159V151H157ZM196 152V151H195ZM240 152V151H239ZM243 152H245V151H243ZM246 152H247V150H246ZM34 153H35V151H34ZM42 153V152H41ZM45 153V155H46V152H44ZM48 153H49V151H48ZM68 153V152H67ZM136 153V152H135ZM235 153V152H234ZM3 154V153H2ZM15 154H17L16 152H15ZM26 154V153H25ZM50 154V153H49ZM62 154V153H61ZM78 154V153H77ZM142 154V153H141ZM185 154V153H184ZM195 154V153H194ZM194 154H192V155H194ZM245 154H247V153H245ZM263 154V153H262ZM34 155V154H33ZM44 155V154H43ZM52 155V154H51ZM54 155H56V154H54ZM59 155V154H58ZM83 155V154H82ZM81 155V156H82ZM131 155V154H130ZM229 155V154H228ZM23 156H24V154H23ZM26 156V155H25ZM35 156V155H34ZM60 156V155H59ZM64 156H65V154H64ZM80 156V155H79ZM113 156V155H112ZM139 156V155H138ZM239 156V155H238ZM237 156V157H238ZM12 157V156H11ZM14 157V156H13ZM21 157V156H20ZM55 157V156H54ZM84 157V156H83ZM129 157V156H128ZM188 157V156H187ZM190 157V156H189ZM194 157V156H193ZM246 157V156H245ZM245 157H243V158H245ZM248 157H250V156H248ZM264 157V156H263ZM261 158V157H258L257 158V160H255L254 158L255 157H253L252 158V160L250 161V162H253L252 163V165H251V167H253V169H255L256 170V176H258V177H261V176H264V158ZM16 158V157H15ZM14 158V159H15ZM23 158V157H22ZM37 158V157H36ZM46 158V157H45ZM52 158V157H51ZM51 158H48L49 159V161H50V159ZM61 158V157H60ZM65 158V157H64ZM71 158V157H70ZM90 158V157H89ZM135 158V157H134ZM186 158V157H185ZM14 159H13V161H14ZM72 159V158H71ZM84 159V158H83ZM92 159V158H91ZM129 159V158H128ZM127 159V162L129 163V160ZM148 159H150V158H148ZM187 159H189V158H187ZM192 159V158H191ZM247 159V158H246ZM22 160V159H21ZM63 160V159H62ZM65 160V159H64ZM70 160V159H69ZM125 160V159H124ZM159 160V159H158ZM32 161V160H31ZM55 161V160H54ZM65 161H67V159L65 160ZM75 161V160H74ZM147 161V160H146ZM190 161V160H189ZM236 161H237V159H236ZM241 161V160H240ZM247 161H249V160H247ZM2 162V161H1ZM51 162V165H52V161H50ZM61 162V161H60ZM64 162V161H63ZM88 162V161H87ZM123 162V161H122ZM23 163H24V160H23ZM26 163V162H25ZM30 163V162H29ZM36 163V162H35ZM58 163V162H57ZM57 163H55V164H57ZM126 163V162H125ZM148 163V162H147ZM237 163V162H236ZM244 163V162H243ZM243 163H241V164H243ZM12 164V163H11ZM13 164H14V162H13ZM62 164V163H61ZM131 164V163H130ZM135 164V163H134ZM232 164V163H231ZM245 164V163H244ZM250 164V163H249ZM33 165V164H32ZM35 165V164H34ZM37 165V164H36ZM48 165L49 164H47V167H48ZM64 165H65V163H64ZM67 165V164H66ZM148 165V164H147ZM163 165V164H162ZM199 165V164H198ZM233 165V164H232ZM232 165H231V167H232ZM11 166V165H10ZM13 166H15V165H13ZM19 166V165H18ZM18 166H17V168H18ZM50 166V165H49ZM82 166V165H81ZM124 166H126V164L124 165ZM7 167V166H6ZM34 167V166H33ZM52 167V166H51ZM50 167V168H51ZM60 167V166H59ZM64 167V166H63ZM62 167V169H64ZM71 167V166H70ZM70 167H68V168H70ZM91 167V166H90ZM93 167V166H92ZM100 167V166H99ZM127 167V166H126ZM191 167V166H190ZM227 167V166H226ZM230 167V166H229ZM245 166H243L242 168H244ZM251 167L249 168V169H251ZM12 168H15V167H12ZM40 168V167H39ZM45 168V167H44ZM233 168V167H232ZM4 169V168H3ZM22 169V168H21ZM20 169V170H21ZM42 169V168H41ZM59 169V168H58ZM67 169V168H66ZM66 169H64V170H66ZM71 169V168H70ZM78 169V168H77ZM92 169V168H91ZM124 169V168H123ZM224 169H225V167H224ZM246 169V168H245ZM19 170V169H18ZM23 170V169H22ZM46 170V169H45ZM55 170V169H54ZM54 170H53V172H54ZM80 170H82V169H80ZM89 170V169H88ZM98 170V169H97ZM134 170V169H133ZM197 170V169H196ZM244 170V169H243ZM254 170V171H255ZM49 171V170H48ZM48 171H46V172H48ZM50 171H51V169H50ZM60 171V170H59ZM59 171H58V173H59ZM156 171H157V169H156ZM161 171V170H160ZM163 171H165V170H163ZM237 171V170H236ZM27 172V171H26ZM37 172V171H36ZM40 172V171H39ZM70 172V171H69ZM77 172V171H76ZM93 172V171H92ZM95 172V171H94ZM115 172V171H114ZM152 172V171H151ZM155 172V171H154ZM153 172V173H154ZM187 172V171H186ZM196 172V171H195ZM194 172V173H195ZM199 172V171H198ZM4 173V172H3ZM15 173V172H14ZM35 173V172H34ZM50 173V172H49ZM49 173H48V175H49ZM52 173V172H51ZM63 173V172H62ZM61 173V174H62ZM65 173V172H64ZM121 173H123V172H121ZM134 173V172H133ZM152 173V174H153ZM160 173V172H159ZM158 173V174H159ZM163 173V172H162ZM161 173V174H162ZM189 173H191L190 171H189ZM19 174V173H18ZM21 174V173H20ZM30 174H31V172H30ZM36 174V173H35ZM93 174V173H92ZM152 174H151V176H152ZM156 174V173H155ZM183 174V173H182ZM196 174H198V173H196ZM201 174V173H200ZM238 174V173H237ZM58 176H59V174H57ZM57 175H55V176H57ZM100 175V174H99ZM119 174H117V176H118ZM146 175V174H145ZM157 175V174H156ZM163 175V174H162ZM164 175H165V173H164ZM188 175V174H187ZM223 175H224V173H223ZM235 175V174H234ZM47 176V175H46ZM102 177H103V175H101ZM107 176H109L108 174H107ZM120 176L121 175H119V179H120ZM150 176V175H149ZM150 176V177H151ZM160 176V175H159ZM183 176V175H182ZM184 176H186V174L184 175ZM183 176V177H184ZM196 176V175H195ZM200 176H203V175H200ZM6 177V176H5ZM49 177H51V179H53L52 178V175H50ZM53 177H54V174H53ZM62 177V181H63V179L66 177V176H64V178H63V176H61L60 175V178ZM88 177V176H87ZM86 177V178H87ZM99 177V176H98ZM101 177V179H103ZM130 178H131V176H129ZM157 177H158V175H157ZM156 177V178H157ZM235 177V176H234ZM46 178V177H45ZM57 178V177H56ZM59 178V179H60ZM67 178H68V176H67ZM78 178V177H77ZM80 178V177H79ZM114 178V177H113ZM155 178V177H154ZM163 178V177H162ZM188 176H187V178H185V179H187L188 180ZM200 178V177H199ZM214 178V177H213ZM8 179V178H7ZM10 179V178H9ZM58 179V178H57ZM72 179V178H71ZM94 179V178H93ZM118 179V180H119ZM194 179V178H193ZM201 179V178H200ZM231 179H234V178H231ZM12 180V179H11ZM13 180H14V178H13ZM39 180V179H38ZM41 180H42V178H41ZM46 180V179H45ZM55 180V179H54ZM65 180V179H64ZM156 180V179H155ZM199 180V179H198ZM211 180V179H210ZM229 180V179H228ZM17 181V180H16ZM22 181V180H21ZM25 181V180H24ZM51 181V180H50ZM53 181V180H52ZM61 181V180H60ZM96 181V180H95ZM136 181V180H135ZM138 181V180H137ZM148 181H150V180H148ZM157 181V180H156ZM159 181V180H158ZM164 181V180H163ZM200 181H203V180H200ZM199 181V182H200ZM206 181V180H205ZM12 181H10V183H11ZM28 182V181H27ZM36 182V181H35ZM39 182V181H38ZM41 183L43 182V181H40ZM58 182V181H57ZM69 182H70V180H69ZM84 182H86V181H84ZM119 182V181H118ZM155 182V181H154ZM161 182V181H160ZM192 182V181H191ZM194 182H196L195 180H194ZM209 182V181H208ZM207 182V183H208ZM228 182V181H227ZM13 184H15L16 182H12ZM40 183V184H41ZM49 183V182H48ZM59 183V182H58ZM58 183H56V184H58ZM63 183V182H62ZM137 184H138V182H136ZM148 183H150V182H148ZM163 183V182H162ZM205 183V182H204ZM203 183V184H204ZM210 183V185H211V182H209ZM208 183V184H209ZM50 184V183H49ZM61 184V183H60ZM70 184V183H69ZM75 184V183H74ZM125 184V183H124ZM207 184V185H208ZM243 184V183H242ZM241 184V185H242ZM262 184V183H261ZM12 185V184H11ZM24 185V184H23ZM29 185H30V183H29ZM31 185H32V183H31ZM31 185H30V187H31ZM38 185V184H37ZM46 185H48V184H46ZM145 185V184H144ZM162 185V184H161ZM190 185V184H189ZM188 185V186H189ZM193 185V184H192ZM191 185V186H192ZM197 185V184H196ZM195 185V186H196ZM206 185V184H205ZM36 186V185H35ZM53 186V185H52ZM56 186V185H55ZM69 186V185H68ZM117 186H118V183H117ZM123 186V185H122ZM146 186V185H145ZM148 186H149V184H148ZM155 186V185H154ZM157 186H159V183H158V185ZM190 186V187H191ZM194 186V185H193ZM201 186V185H200ZM15 187V186H14ZM13 187V188H14ZM21 187V186H20ZM37 187V186H36ZM49 187V186H48ZM47 187V188H48ZM58 187V186H57ZM130 187H131V185H130ZM163 187V186H162ZM167 187V186H166ZM207 187V186H206ZM209 187V186H208ZM218 187V186H217ZM229 187V186H228ZM4 188V187H3ZM16 188V187H15ZM44 188H45V186H44ZM66 188V187H65ZM94 188V187H93ZM143 188V187H142ZM148 188V187H147ZM156 188V187H155ZM158 188V187H157ZM161 188V187H160ZM164 188V187H163ZM194 188V187H193ZM195 188H197V187H195ZM237 188V187H236ZM18 189V188H17ZM34 189H35V187H34ZM42 189V188H41ZM40 189V190H41ZM53 189V188H52ZM58 189H61V188H58ZM58 189H55V191L57 192V190ZM69 189H70V187H69ZM153 189V188H152ZM198 189H200V188H198ZM217 189V188H216ZM225 189V188H224ZM14 190V189H13ZM25 190V189H24ZM51 190V189H50ZM62 190V189H61ZM65 190V189H64ZM104 190V189H103ZM115 190V189H114ZM139 190V189H138ZM143 190V189H142ZM154 190H156V189H154ZM153 190V191H154ZM168 190V189H167ZM166 190V194L165 195H167V193L169 192V191H167ZM204 190V189H203ZM202 190V191H203ZM1 191H2V189H1ZM43 191V190H42ZM141 191V190H140ZM162 191V190H161ZM221 191V190H220ZM261 191V190H260ZM4 192V191H3ZM5 192H6V190H5ZM17 192V191H16ZM28 192V191H27ZM31 192V191H30ZM53 192V191H52ZM74 192V191H73ZM79 192V191H78ZM81 192V191H80ZM155 192V191H154ZM214 192V191H213ZM263 192V191H262ZM38 193V192H37ZM58 193V192H57ZM60 193H62V192H60ZM114 193V192H113ZM119 193V192H118ZM120 193H122V192H120ZM146 193H147V190H146ZM151 193V192H150ZM159 193H160V191H159ZM208 193V192H207ZM207 193H205L206 195H208ZM253 193H254V191H253ZM264 193V192H263ZM7 194V193H6ZM39 194V193H38ZM40 194H41V192H40ZM50 194H51V192H50ZM55 194V193H54ZM73 194V193H72ZM109 194V193H108ZM138 194V193H137ZM151 194H153V193H151ZM150 194V195H151ZM155 194V193H154ZM210 194V193H209ZM261 194V193H260ZM12 195V194H11ZM15 195V194H14ZM46 195H49L48 193L46 194ZM69 195V194H68ZM149 195V196H150ZM237 195H239V194H237ZM258 195H259V193H258ZM1 196V195H0ZM30 196V195H29ZM34 196V195H33ZM55 196H57V195H55ZM65 196H67V195H65ZM113 196V195H112ZM152 196V195H151ZM219 196V195H218ZM217 196V197H218ZM223 196V195H222ZM17 197V196H16ZM24 197V196H23ZM216 197V198H217ZM224 197V196H223ZM236 197V196H235ZM18 198V197H17ZM48 198V197H47ZM47 198H45V199H47ZM51 198V197H50ZM79 198V197H78ZM209 198V197H208ZM259 198V197H258ZM11 199V198H10ZM25 199V198H24ZM28 199V198H27ZM34 199V198H33ZM37 199V198H36ZM113 199V198H112ZM174 199V198H173ZM206 199V198H205ZM250 199V198H249ZM40 200H42V199H40ZM50 200V199H49ZM90 200V199H89ZM141 200V199H140ZM139 200V201H140ZM151 200V199H150ZM168 200V199H167ZM187 200V199H186ZM218 200V199H217ZM253 200H254V198H253ZM12 201V200H11ZM20 201V200H19ZM246 201V200H245ZM38 202L40 203L41 201H39L38 200ZM50 202H52V201H50ZM212 202V201H211ZM255 202V201H254ZM3 203V202H2ZM4 203H6V202H4ZM11 203V202H10ZM14 203V202H13ZM27 203V202H26ZM32 203V202H31ZM48 203V202H47ZM109 203H110V201H109ZM124 203V202H123ZM150 203V202H149ZM203 203H204V201H203ZM245 203V202H244ZM25 204V203H24ZM51 204V203H50ZM199 204V203H198ZM206 204V203H205ZM16 205V204H15ZM15 205L13 206V207H15ZM28 205V204H27ZM26 205V206H27ZM33 205H34V202H33ZM36 205V204H35ZM39 205V204H38ZM47 205V204H46ZM45 205V207L47 208V206ZM49 205V204H48ZM134 205V204H133ZM192 205H193V203H192ZM10 206H11V204H10ZM17 206H18V204H17ZM58 206V205H57ZM128 206V205H127ZM135 206V205H134ZM8 207H9V205H8ZM40 207H41V205H40ZM45 207H43V208H45ZM109 207V206H108ZM108 207H107V210H108ZM165 207H166V205H165ZM12 208V207H11ZM16 208V207H15ZM32 208V207H31ZM193 208V207H192ZM13 209V208H12ZM19 208H17V210H18ZM23 209V208H22ZM28 209V208H27ZM36 209V208H35ZM48 209V208H47ZM50 209V208H49ZM54 209V208H53ZM199 209V208H198ZM201 209V208H200ZM106 210V211H107ZM192 210V209H191ZM257 210V209H256ZM8 211V210H7ZM14 211H16V210H14ZM14 211H13V213H14ZM31 211H32V209H31ZM42 211V210H41ZM44 211V210H43ZM46 211V210H45ZM48 211V210H47ZM46 211V212H47ZM49 211H52V210H49ZM150 211V210H149ZM166 211V210H165ZM40 212V211H39ZM39 212H37V213H39ZM144 212V211H143ZM10 213V212H9ZM30 213V212H29ZM36 213V212H35ZM168 213V212H167ZM14 214H16V213H14ZM263 214V213H262ZM262 214H261V216H262ZM9 215V214H8ZM20 215H22V214H20ZM49 215V214H48ZM146 215V214H145ZM158 215V214H157ZM192 215V216H191ZM223 215V214H222ZM256 215V214H255ZM254 215V216H255ZM1 216V215H0ZM12 216H13V214H12ZM27 216V215H26ZM38 217L39 216H41L40 214L39 215H37ZM54 216V215H53ZM56 216V215H55ZM60 216H61V214H60ZM60 216L58 217L59 219H60ZM104 216V215H103ZM134 216V215H133ZM150 216V217H149ZM195 216V215H194ZM30 217V216H29ZM35 217V216H34ZM33 217V218H34ZM43 217V219H44V216H42ZM47 217V219L49 220V218H48V216H46ZM105 217V216H104ZM147 218H146V220L147 221H151V219H152V215L151 214H149L148 216H146ZM156 217V216H155ZM223 217V216H222ZM14 218V217H13ZM16 218V217H15ZM56 218V217H55ZM121 218V217H120ZM140 218V217H139ZM185 218V219H186ZM208 218V217H207ZM42 219V220H43ZM46 219V218H45ZM64 219H65V217H64ZM94 219H95V217H94ZM184 219V218H183ZM263 219V218H262ZM8 220V219H7ZM19 220H20V218H19ZM28 220H29V218H28ZM26 218L24 219V218H22L21 219V225H22V227L23 226H26V228H27V226H28V223H29V221H28ZM37 220L38 219H36L35 221L37 222ZM104 220V219H103ZM118 220V219H117ZM145 220V219H144ZM193 219H191V221H192ZM199 220V219H198ZM14 221V220H13ZM51 221V220H50ZM61 221V220H60ZM110 221V220H109ZM130 221V220H129ZM137 221V220H136ZM146 221V222H147ZM194 221V220H193ZM7 222V221H6ZM10 222V221H9ZM20 222V221H19ZM45 222H46V220H45ZM102 222V221H101ZM145 221L143 222V223H146ZM17 223V222H16ZM35 223V222H34ZM38 223V222H37ZM39 223H40V221H39ZM44 223V222H43ZM135 223V222H134ZM9 224H11V225H13L12 223H9ZM46 225L48 224V223H45ZM44 224V225H45ZM51 224V223H50ZM56 224V223H55ZM149 224V223H148ZM148 224H146L147 226H148ZM159 224V223H158ZM251 224V223H250ZM261 224V223H260ZM32 225H33V223H32ZM44 225H42V226H44ZM62 225H63V223H62ZM141 225H142V223H141ZM16 226V225H15ZM14 226V227H15ZM40 226V225H39ZM42 226H41V228H42ZM51 226V225H50ZM52 226H53V224H52ZM100 226V225H99ZM102 226V225H101ZM150 226V225H149ZM184 226V225H183ZM13 227V226H12ZM11 227V228H12ZM13 227V228H14ZM21 227V228H22ZM38 227V226H37ZM46 227V226H45ZM58 227H59V225H58ZM57 227V228H58ZM12 228V229H13ZM30 228V227H29ZM36 228V227H35ZM92 228V227H91ZM111 228V227H110ZM149 227H147V229H148ZM212 228V227H211ZM20 229V228H19ZM23 229V228H22ZM25 229V228H24ZM34 229V228H33ZM40 229V228H39ZM43 229V228H42ZM51 228H49V230H50ZM53 229V228H52ZM62 229V228H61ZM90 229V228H89ZM97 229H98V227H97ZM121 229V228H120ZM14 230V229H13ZM26 230V229H25ZM191 230H192V228H191ZM11 231V230H10ZM9 231V232H10ZM17 231H21V230H18L17 229ZM51 231V230H50ZM94 231V230H93ZM125 231V230H124ZM134 231V230H133ZM136 231V230H135ZM194 231V230H193ZM30 232H31V230H30ZM46 232V231H45ZM97 232H98V230H97ZM118 232H119V230H118ZM146 232V231H145ZM195 232V231H194ZM194 232H192V233H194ZM17 233V232H16ZM31 233H33V232H31ZM34 233H35V231H34ZM44 233V232H43ZM46 233H48V232H46ZM51 233V232H50ZM104 233V232H103ZM123 233V232H122ZM185 233V232H184ZM191 233V232H190ZM10 234V233H9ZM12 234H13V232H12ZM22 236H23V234L22 233H20ZM86 234V233H85ZM87 234H89V233H87ZM97 234H99V233H97ZM100 234H101V232H100ZM162 234V233H161ZM218 234V233H217ZM1 235V234H0ZM7 235V234H6ZM17 235V234H16ZM19 235V234H18ZM17 235V236H18ZM20 235V236H21ZM37 235V234H36ZM36 235H35V237H33L32 235H30V236H32V238L29 240L28 238V241H29V245L28 246H26L25 247V249H23V250H29V251H33L35 254H36V252H37V254H38V257H39V264H60V263H64L65 262V259L68 257V255H69V253H70V250H69V248L70 247H68L69 245H67L66 243V245H64V244H62V242L59 240V241H57L58 239H56V241H55V239H54V242H52V240L50 239V241H46L45 239H44V237H42L45 241H44V243L41 245V246H38L37 245V243H39L38 241H37V238L38 237H36ZM39 235V234H38ZM37 235V236H38ZM68 235V234H67ZM67 235H66V237H67ZM91 235V234H90ZM133 235V234H132ZM150 235V234H149ZM169 235V234H168ZM190 235V234H189ZM194 235V234H193ZM13 236V235H12ZM27 236V235H26ZM41 236V235H40ZM44 236H46L45 234H44ZM59 236V235H58ZM57 236V237H58ZM62 236V235H61ZM94 236V235H93ZM98 236V235H97ZM100 236V235H99ZM120 236V235H119ZM122 236V235H121ZM147 236V235H146ZM169 237V236H168ZM174 237V236H173ZM178 237V236H177ZM227 237V236H226ZM261 237V236H260ZM21 238H24V237H21ZM64 238V237H63ZM85 239L87 238V236L86 237H84ZM93 238V237H92ZM110 238V237H109ZM116 238V237H115ZM130 238V237H129ZM138 238V237H137ZM147 238V237H146ZM169 238H171V237H169ZM180 238V237H179ZM191 238V237H190ZM194 238H195V236H194ZM264 238V237H263ZM17 239V238H16ZM38 239H40V238H38ZM85 239H84V242H85ZM127 239V238H126ZM134 239V238H133ZM174 239V238H173ZM196 239H197V236H196ZM230 239V238H229ZM258 239V238H257ZM12 240V239H11ZM62 240V239H61ZM66 240H68V239H66ZM77 240V239H76ZM83 240V239H82ZM151 240V239H150ZM2 241V240H1ZM8 241V240H7ZM10 241V240H9ZM43 241V240H42ZM81 241V240H80ZM89 241H91V240H89ZM96 241H99V239L97 240L96 239ZM113 241V240H112ZM118 241V240H117ZM179 241V240H178ZM182 241V240H181ZM241 241V240H240ZM19 242V241H18ZM77 242V241H76ZM122 242V241H121ZM124 242H126V241H124ZM137 242V241H136ZM198 242V241H197ZM195 242V244H194V246L195 247H193V248H195V259H194V261H192V263L191 264H239V263H246V262H249V261H256V260H261V259H264V249H262V248H259V249H255L254 251H251V252H249V253H245V252H243L242 250H240V249H238V250H235L234 249V247H232V246H227L226 248H222V249H219L218 251H216V254L213 256V255H207V254H205L204 253V250H202L201 248H200V246L198 247L197 245H198V243H200V242ZM231 242V241H230ZM42 243V242H41ZM80 243V242H79ZM113 243V242H112ZM154 243V242H153ZM157 243V242H156ZM155 243V244H156ZM182 243V242H181ZM244 243H246V242H244ZM81 244V243H80ZM79 244V246H82V244L80 245ZM120 244V243H119ZM124 244V243H123ZM133 245V244H132ZM150 245V244H149ZM248 245V244H247ZM18 246V245H17ZM85 246H87V245H85ZM83 247H84V245H83ZM91 247V246H90ZM121 247V246H120ZM128 247V246H127ZM138 249H139V247L138 246H136ZM11 248V247H10ZM96 248V247H95ZM122 248H124V247H122ZM71 249V248H70ZM90 249V248H89ZM94 249V248H93ZM93 249H91V250H93ZM114 249H116V248H114ZM144 249V248H143ZM143 249H142V252H143ZM80 250V249H79ZM83 250V249H82ZM77 252V251H76ZM115 252V251H114ZM120 252V251H119ZM238 252V253H237ZM23 253V252H22ZM73 253V252H72ZM79 253H80V251H79ZM88 253H90V252H88ZM100 253V252H99ZM104 253V252H103ZM29 254H31L30 252H28V255ZM95 254V253H94ZM93 254V255H94ZM27 255V254H26ZM25 255V253L23 254V256H26ZM32 255V254H31ZM30 255V256H31ZM84 255V254H83ZM92 255V256H93ZM143 255V254H142ZM22 256V257H23ZM29 256V257H30ZM34 256V255H33ZM87 256V255H86ZM91 256V257H92ZM16 258H17V256H15ZM21 257V258H22ZM32 257V256H31ZM80 257H81V255H80ZM113 257V256H112ZM24 258V257H23ZM22 258V259H23ZM104 258V257H103ZM141 258V257H140ZM21 259V260H22ZM38 259V258H37ZM36 259V260H37ZM75 259V258H74ZM15 260V259H14ZM35 260V259H34ZM107 260H108V258H107ZM23 261V260H22ZM100 261V260H99ZM166 261V260H165ZM15 262V261H14ZM37 262V261H36ZM36 262H35V264H36ZM74 262V261H73ZM77 262V261H76ZM114 262H115V260H114ZM28 263V262H27ZM102 263V262H101ZM11 264V263H10ZM31 264V263H30ZM37 264H38V262H37ZM74 264V263H73ZM78 264V263H77ZM88 264V263H87ZM104 264V263H103Z\"/></svg>",
  "mask_w": 264,
  "mask_h": 264
}]
</instances>
